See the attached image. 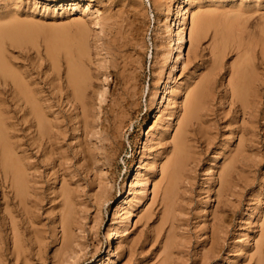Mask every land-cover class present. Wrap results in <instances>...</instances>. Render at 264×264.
<instances>
[{"label": "rangeland", "instance_id": "rangeland-1", "mask_svg": "<svg viewBox=\"0 0 264 264\" xmlns=\"http://www.w3.org/2000/svg\"><path fill=\"white\" fill-rule=\"evenodd\" d=\"M63 1H65V0H48V1L47 0H11V1L10 0H0V38H1L0 39V58H1L2 62L3 61L5 62L7 67H9V69L12 72L15 71L14 73H16V74L18 73L17 74L18 77L24 76L23 78H26V79L28 77H30V78H28V80L31 82L33 80L35 82V83L32 82L33 84L31 83V85H30L31 88H33L37 94L39 93V91H41L38 95L39 97L41 96V98H42L45 95V97L43 99H45L46 97H49L50 101H51V99L53 100L51 102H48V103H52V104L54 103L53 105H54L55 111L53 109H51V111H50V113H51L50 115L53 116V118H52V116H50L51 121H53V122L57 121V123H59L60 118L61 119L63 118L60 121V124L63 125L65 123L63 125L64 130L68 127L67 131L70 133L69 134L65 130L66 131V134H65L66 138L64 137V140H66V141H63L64 147L67 146L66 150H65V148H63V150H64L63 153L66 156L68 153L70 158L68 156L67 157L69 159H72V160H67V161L69 163H71V162L73 163L74 161L75 162L77 161L76 159H73V157H74L73 155H75L73 153H76V150H77V152L80 150V145L78 146L79 147L78 148V147H74V144L77 146L80 143L79 141H82L83 142L82 144L86 145L85 140L87 139L86 135L83 136L84 133L82 132V128H81V125L79 123V120L81 117V111H80L81 108L78 107L79 105H78L76 100H71L72 102H70L69 101L70 97L69 98L66 97L69 94H70L69 96H71V93L73 92V84L69 80V72H70V70H72V68L76 69V76H77V80L79 82V84H78L79 86H77V87L80 88L81 92L83 93L82 98L85 101L87 109H89L91 114H92L91 119L93 120V122L98 121L97 126L100 129H101L100 125H102V122H103L102 121L103 120L102 109H104V108H102V107L103 106L106 107L107 104L110 103L112 97L116 98L117 95L120 94V92H121L120 90L124 86V79L130 80L129 81L130 83L128 82V84H129V86H132L130 88L133 89V91L138 92V91L142 90V91L138 92L139 95L137 97H140V95H141V97L138 99V100H140L139 103H140V107H141V117L140 118H142L143 116H146V119H145V123H144V121H142V124L139 127L140 129L138 128L136 131L137 133H135V134L133 133V135H130V134H132V130H133L131 127L128 129V132L126 131L124 134L122 141L123 142L125 141L123 143V146L124 145L125 146L121 147L120 154L118 156L119 158H117L116 163L113 165V168H114V175L113 176L115 177V182H114L115 184H114V187L112 189V193H113L112 198L108 202L105 203V206L103 207L101 212H99L98 208L95 205H93V202H94L93 199L91 201V203H92L91 205H93V206L90 205V207H88V210H89L88 213L89 214H88V219L86 222L89 224L87 227H88V229L90 228L89 231L91 232L90 233L88 231V234H89L88 238H90V240H88L87 244H86V246L88 248L87 247L84 248L82 250L81 254L79 253L80 258L79 257H73V258H71V259H73L72 261L69 259L70 261L68 260L67 262L65 261L61 264H66V263L67 264L68 263L69 264L70 263L71 264H94V263L97 264L96 262L101 260V258H104V260L107 259L105 261L107 264H110V263L111 264H131V262H132V264H139L140 261H142V263L140 262V264H169L170 261H171L170 264H181V263L182 264H198V263H200V264H259V263L264 264V253H263V251H264V244L263 243L264 242H262V241H264L263 240L264 239V228H263L264 227V218H263L264 217V118H263L264 117V101H263L264 100V36H262V35H264V23H263L264 22V20H263L264 19V17H263L264 16V0H205V1L202 0L200 2H199V0L198 1L193 0L194 2L192 0H172L171 2L169 0H167V2H166V0L165 1L163 0V2H161V3H160V1H162V0H158V1L157 0L156 1L155 0H78V1H81V4H79V5H70L71 3H69V5H65V7H61L60 3ZM89 1L92 2V8H90L91 9L90 11H92V12L87 10V2H89ZM187 1H189L190 3L191 2H193V3L190 4ZM258 2H260V3H258ZM125 3H126V5H125ZM163 3H165L166 6H165V4L163 5ZM188 3L191 6L188 5ZM204 3H206V4H204ZM155 4H156V6H155ZM161 4H162V6H161ZM256 4H258V5H256ZM157 5L159 6V8ZM204 5H207L208 7L207 6L204 7ZM209 5H210V7H209ZM198 6L200 9L198 8ZM215 6H218V7L216 8ZM202 7H204V8H202ZM169 8H171V9H169ZM189 8H190V10H189ZM179 9H180V13L178 14L177 11H179ZM214 9H215V11H214ZM191 10H194V12H192ZM198 10H199L200 14L209 12L211 17H212V21H211V24L208 28L206 37L200 43L195 42L191 46L189 33H190L191 24H192V13L197 14ZM244 10H245V12H244ZM250 10L252 13L250 12ZM166 11H168V12L166 13ZM210 11H212V12H210ZM249 12H250V14H249ZM12 13L14 15H12ZM185 13H186V15H185ZM167 14L169 15V17ZM242 14H245L246 16L245 15L241 16ZM7 15L8 16L11 15L13 17L9 16L8 19L5 18L2 21L1 18L6 17ZM166 15L169 19L166 17ZM96 17L98 18V20ZM219 17L221 20L219 19ZM260 17H261V19H260ZM226 18H228V19H226ZM234 18H235V20H234ZM244 18H245V20L243 21ZM249 18H251V19H249ZM159 19H160V21H158ZM167 19L169 21H166ZM178 19L179 20H182V19L186 20L184 22L182 20V23H184L182 31H179V29H178V27H179V25H177L179 23ZM8 21H9L10 25L7 24ZM219 21H220V23H219ZM253 21H254V23H253ZM17 23H19L20 26ZM86 23H88V24H86ZM11 24H13V26ZM14 24H17V26ZM81 24H82V26H81ZM164 24L169 26V27L165 26ZM224 25H225V27H224ZM3 26H5L6 28ZM218 26H220V27H218ZM1 27H3V28H1ZM8 27L10 30L8 29ZM159 27H161V28H159ZM167 28H168V30H165ZM222 28L224 29L225 32L222 31L223 30ZM225 28H227V30ZM259 30H261V31H259ZM156 31L157 32L160 31L159 33H161V34L157 33ZM166 31H169V32H166ZM178 31L182 35L184 34V36H183V38L185 37L183 39L184 42H180L179 40H177L179 38L178 37V34H179ZM183 31H185V32H183ZM170 32H172V33H170ZM127 34H128V36H127ZM130 34H133V35H130ZM138 34H139L140 38H138ZM168 34H170V36ZM173 36H175V37H173ZM131 37H134V38H131ZM128 38H130V39L128 40ZM230 38H232V39H230ZM258 39H260V40L258 41ZM116 40L118 41V44H117ZM119 41H121V42L124 41L125 44H124V42L121 43ZM169 41L170 42L172 41V43L170 44ZM213 41H215V42H213ZM223 41H224V43H223ZM167 42H168V44H166ZM10 43H11V45H10ZM39 43L41 44V46ZM131 43H133L134 45H132ZM161 43L162 44L164 43L166 46L164 44L162 45ZM180 43H182V44H180ZM227 43H228V45H227ZM111 44H113V45H111ZM94 45H96V46H94ZM114 45H116V46H114ZM121 45H123V46L121 47ZM130 45H132V46H130ZM168 45H169V47H168ZM180 46H181V49H180ZM258 46H260V47H258ZM6 47L8 48V50ZM222 47H223V49H222ZM105 48H107V50ZM23 49H24V51H23ZM138 49H140V50H138ZM247 49H248V51H247ZM26 50H28V51H26ZM29 50H31V52H29ZM96 50H98V52H96ZM99 50L101 51V53ZM110 51L112 53V56H111V53H109ZM113 51H115V52H113ZM116 51H119V52H116ZM159 51L162 52L163 55H161V53ZM167 51H169V52H167ZM171 51L173 53H171ZM190 51H191V53H190ZM13 52L16 55H14ZM40 52H42V53H40ZM169 53H171V55ZM238 53L242 54L244 56H242V55L239 56ZM19 54H20V56H19ZM125 54L127 55V57L125 56ZM5 55H7L8 58H10V59H7L6 58L7 56H5ZM96 55H97V57H96ZM164 55H166V56H164ZM178 56H179V58H178ZM136 57H137V60L139 59L140 61L139 60L137 61ZM159 57L160 58L162 57V58L160 59ZM42 58H43V60L45 58V60L43 61ZM119 58L121 61L119 60ZM124 58H126V59H124ZM177 58H178V60H177ZM23 59H26V60H23ZM113 59L118 60L116 62V64L114 62L116 60L113 61ZM127 59H128V62L130 60L129 63H131L130 64L131 66H132V64H134L135 67H138V68H135L134 65H133V67H131L129 65V63L126 62ZM10 61L12 63H10ZM18 61H19V63H18ZM122 61H124L125 63ZM134 61H135V63H134ZM21 62H22V64H21ZM94 62H95V64L97 63V66L101 65L100 67L98 66L99 68H101L100 74H99V70H98L99 68L94 64ZM118 62H120V63H118ZM137 62H139V63H137ZM140 62H142V63H140ZM248 62H250V64ZM14 63L15 64L17 63V65L15 67H14V65H15ZM98 63H100V64H98ZM157 63H158V65H161V66L156 65ZM43 64H45V65L43 66ZM47 64H48V66H47ZM103 64H106V65H103ZM109 64H110V67H109ZM117 64H120V66L122 65V67L118 66ZM164 64H165V66L162 67ZM255 64H256V66H255ZM20 65L22 68H25L24 71L20 67ZM25 65L32 67V69L30 67H29L30 69H28ZM34 65H36V66H34ZM113 65H115V66H113ZM116 66H117V68H115ZM205 66L209 67V68L207 67L208 70H206ZM216 66H218V67H216ZM257 66H259V67H257ZM34 67H35V69L33 70ZM158 67H161L162 71L160 70V68L158 69ZM256 67H257V69H256ZM47 68H48V71H47ZM51 68H53V69H51ZM132 68H135V70L133 69V71H132L131 70ZM155 68L157 70H155ZM16 69H18V70H16ZM25 70H26V72H25ZM30 70H31V72H29ZM118 70H120V71L118 72ZM122 70H123V72H122ZM238 70H241L245 74L244 89H245V95L247 97V106H246L245 111L241 108V106H236L232 103L233 97L231 95L230 81L232 79H234V77L236 78V76L239 75ZM33 71H35V72L33 73ZM60 71L61 72L63 71V72L61 73ZM104 71L105 72L108 71L107 73L110 72L109 75L108 74L106 75V73ZM113 71H114V73H112ZM154 71H155V73H156V71L158 72V73H156L157 75L154 73ZM3 72H4V69L0 68V77H1L0 78V84H1V86H0V97H3V99H6L5 103L2 105L4 110L7 112V114L5 116L14 115L13 113L15 111H16L17 115L20 116L21 114L18 111L19 110L18 107L22 106L21 105L22 102L17 101V98L15 97L13 91L11 92V89H9V87L5 88V86H3L2 83L4 81V77L6 76V74H4ZM40 72H42L41 75H39ZM160 72H162V73L160 75H158ZM14 73H10V74L8 73V75L6 76L5 79H7V81L11 83L12 82V75L11 74H14ZM21 73H23V74L26 73V77H25V74L23 75ZM30 73L31 74L33 73V75H35V76H33V75L30 76ZM64 73L68 76V78ZM96 73L99 75V78H98ZM103 73H105V74H103ZM123 73H124V75H123ZM136 73H137V75L139 74V77L137 75H135ZM206 73H208V74H206ZM214 73H215V75H214ZM27 74H28V76H27ZM57 74L59 76H57ZM114 74H116L117 76H115ZM199 74H200V76H199ZM60 75H62V76H60ZM103 75H105L104 78H102ZM120 75H122L123 77ZM40 76H42V77H40ZM124 76L126 78H124ZM129 76H131L132 79L134 78L133 81H135L136 78H140V80L138 79V81H140V82L142 81V82L140 83V82L135 81L137 84L136 85L135 82H133ZM211 76L213 77V79ZM35 77H37L38 79ZM100 77H101V79H100ZM121 77L123 78V80ZM156 77H157V79H156ZM193 77H195V78H193ZM161 78H162V80H161ZM97 79H99V80H97ZM115 79L117 82L115 81ZM119 79H120V81H119ZM167 79L170 81H168ZM38 80L40 82H38ZM47 80H48V82H47ZM154 80H155V82H154ZM156 80H159V81H156ZM104 81L108 82V83H105ZM114 81L117 84H115ZM131 81L133 82V84ZM202 81H204V83L206 82L204 84L206 87L203 89L204 93H202V95L200 96L201 101L199 103V108L197 105V109H198L197 116H198V118H196V120H195V122L200 121L199 122L200 124L196 126V130H195L194 134L192 135V137H193L192 142L193 143L192 142L190 143V147L187 150L188 161H187V166L184 165L183 170H182V173H184V175H182L183 180H181L179 182L178 186L175 188V192H176L175 193V195H176L175 196V208H173L174 210L172 211V214L173 213L174 214L176 213V214L175 215L173 214L172 219L175 218L174 223H177L176 224L177 226H175V224H174V226H173L174 228H173L171 223H169L170 221L164 224V222L162 221L164 209L161 211L162 208H161V205H159V203H157L158 201L153 202L155 195L153 192L154 184H152V182L155 183L154 180H157L158 182H160V180H158V179L161 178V172H160L161 171V169H160L161 168V161H162L163 157H164L163 162H165L167 160L165 155L164 156L161 155V157H160V155L157 153L158 147H162V146H159L157 144L158 147L156 149H155V147H156V143L158 142V140L161 136L160 132H162L163 129L164 130L168 129V131L166 132V135L168 133L170 140L174 136L175 131H176L175 130L176 125H177L176 123L178 122L176 118H177V115H179L178 113L181 110V104H182V102H178V101H183L185 99L183 97H186V91H188L189 88H190L189 90H192L191 88L194 89L193 86L194 85L198 86V84ZM36 82H38V83H36ZM41 82L45 85L42 86L43 84ZM118 82H120L119 83L120 85H121V83L123 85H121V87L117 86ZM168 82H171L172 88L174 87L172 90H170L171 92L170 91L165 92L166 87H167V85H165V84H167ZM189 82H192V83H189ZM57 84H58V86H57ZM164 85H165V87H164ZM188 85H190V86H188ZM175 86L177 88H175ZM39 87L40 88L42 87V89H39ZM43 87L44 88L47 87V88L43 89ZM54 87H56V89ZM101 87L103 89L105 88L106 91L103 90ZM112 87L114 89H117V90H115V92H114V89H112ZM178 87H179V89H178ZM61 88L64 90H62ZM136 88H137V90H136ZM153 88H155V89H153ZM1 89L3 91H1ZM175 89H178V90L175 91ZM50 90H51L52 94L50 93ZM153 90H154V92H153ZM159 90H160V92H159ZM215 90H216V93H215ZM45 91L47 92V94ZM54 91H56V92H54ZM61 91H62V94H61ZM64 91L66 94L64 93ZM103 91H105V92H103ZM116 91H118V92H116ZM150 91H151V93H150ZM156 92H157V95H155L156 96L155 97L154 94H156ZM182 92H184V93H182ZM6 93H8L9 95ZM90 93H92V94H90ZM105 93H107V94H105ZM108 93L111 95L108 96ZM112 93L116 94V95L114 96ZM152 93H154V94L152 95ZM101 94H102V96L104 95V97H106V98L101 97ZM227 94L229 97L227 96ZM4 95H6V96H4ZM57 96L60 97V101H59V97L57 98ZM169 96H171V97H169ZM64 97H66V98H64ZM90 97H91V99H90ZM96 97L99 98V100H96L97 99ZM150 97H152V99ZM153 97L156 100H154ZM161 97L163 99L162 100L163 102L161 101ZM172 97H174L175 100ZM181 97H182V99H181ZM10 98H11V100H10ZM65 99H66V101H64ZM261 99H262V101H261ZM106 100H108V101H106ZM57 101H59V102L57 103ZM68 101H69V103H68ZM198 101H199V99H198ZM198 101H197V103H198ZM99 102L101 104H99ZM149 102L151 104L150 107H149L150 104L148 105ZM152 102H153V104H152ZM173 102H175V104ZM211 102H213V103H211ZM261 102H263V103H261ZM64 103H66V104H64ZM167 103H169V104H167ZM17 104H19V105H17ZM57 104H59V105L57 106ZM68 104H70V105H68ZM96 104H97V106H96ZM178 104H179V106H178ZM153 105H154V107H153ZM159 105H160V107H159ZM213 105H215V106H213ZM14 106H15V108H14ZM100 106H101V108H100ZM234 106H236V107H234ZM56 107H58V108H56ZM73 107H74V109H73ZM7 108H9V109L11 108V109L7 110ZM63 108L65 110H63ZM172 108H173V110H171ZM58 109H60V111ZM161 109H162V113H159V110H161ZM75 110H76V114H75ZM149 110L151 111V113ZM174 110H176L177 112ZM214 110H216V111L219 110V111L216 112ZM62 111L64 114L62 113ZM94 111L96 114L94 113ZM97 111L99 113H97ZM163 111H164V113H163ZM237 111H238V113H237ZM53 112H54L55 116L52 114ZM201 112L203 113V115H201L202 114ZM213 112L214 113L216 112V114H214ZM57 113L59 115H57ZM148 113H149V115H148ZM170 113H173V114L176 113L177 115L175 114V116L170 117V115H169ZM219 113H220V115H219ZM60 114H62L63 116L60 117ZM164 114H167V115L164 116ZM208 114H210V115H208ZM247 114H249V116ZM56 115L58 117H56ZM214 115H216V117ZM73 116H75V117H73ZM101 116H102V118H101ZM209 116H211V118L215 117V119L212 118V120H209L210 119ZM220 116H222V117H220ZM94 117H96V118H94ZM161 117H162V119H161ZM167 117L170 120L167 119ZM243 118H244V120H243ZM75 120H77V123L75 122ZM207 120H208V122L209 121L210 122L208 124H205L207 122H204V121H207ZM215 120L218 122L215 123ZM256 120L258 123L256 122ZM18 121L20 122V119ZM69 121H71L72 123L70 124ZM160 121H161V123H160ZM165 121L167 122V124ZM228 121H230V122L228 123ZM10 122L11 121L8 120V123H10ZM96 122H94V123L96 124ZM202 122H204V123H202ZM225 123H226L227 127H226ZM237 123H239V124H237ZM67 124H68V126H66ZM156 124H158V126H156ZM163 124H164V126H163ZM168 125H170L171 127H167ZM217 125H219V126H217ZM98 127L96 128L97 130L99 129ZM151 127H153L152 129H154L155 132L156 131L159 132V133L156 132L155 136L153 135L155 139L158 137L159 138L157 141H154L152 147L149 146V144H150L149 140H150V138L153 137V136H151V132H150ZM73 128L75 130H73ZM160 128H162V129H160ZM253 128L256 129V133H255V130L253 131ZM214 129H216V130L218 129V130L216 131ZM241 129L244 131H242ZM129 130H131V132ZM252 131L254 133H251ZM211 132H213V133L211 134ZM71 133H73V134H71ZM230 133H231V135H230ZM24 134L27 135V133H24ZM244 134H246V135H244ZM256 134H258V135H256ZM78 135H79V137H78ZM135 135H137V136L135 137ZM75 136H77V137H75ZM200 136H202V137L200 138ZM89 137L91 138V139L89 138V141L92 140L93 143H94V141L97 140V138H96L97 135L93 138L91 136H89ZM215 137H217V138H215ZM28 138H29V136H27V139ZM81 138H82V140H81ZM204 138L206 139L207 142L204 141ZM14 139L17 141V137H15ZM69 139H71V140L69 141ZM73 139H75L77 142L75 140L74 141L76 143L73 142ZM83 139H84V141H83ZM242 139L244 140L243 142H242ZM209 140L212 141L213 144L209 145L208 144ZM251 140L254 141L252 148H249L246 145H243V144H250ZM99 142L100 141L97 140V143L95 142L96 144L87 145L86 147H89L90 149L93 148V151L97 152L96 149H99V148L96 147L95 145L100 146ZM134 142H136V143H134ZM218 142H220V143H218ZM197 143H199L198 147H197ZM226 143H229L228 150L223 152L222 154H220L219 152H220L221 147H223ZM233 143H235V144H233ZM145 144H146V146H145ZM167 144H168V146L166 147L167 148L166 153H169V152H171V149H172L170 147L171 146L170 141L167 142ZM230 144H231V146H230ZM195 145H196V147H194ZM199 145H200V147H199ZM201 145H202V147H201ZM144 146L146 147V149ZM168 147L171 149H169ZM203 147L204 148L206 147V148L204 149ZM236 147H238V148H236ZM68 148H69V150H68ZM74 148H76V150ZM141 148L143 150L145 149L144 152H143V150H141ZM233 148H234V150H233ZM255 148H256V150H255ZM72 149H74L73 153H72ZM195 149L197 152L195 151ZM198 149L200 150V152ZM147 150H149V151H147ZM21 151H22V149H20V153H21ZM35 151H37V150L34 149V152ZM131 151L134 153H132ZM153 151H154V154H153ZM256 151L259 154H257ZM226 153H227V156L224 157V154H226ZM254 154H256V155H254ZM151 155L153 156V158H151L152 157ZM234 155H237V156L239 155L238 157H240V158L237 161L238 162L237 165L231 169L232 170V172H231L232 174H231V178H230L231 179V188L229 189L228 194L222 196V203L218 204L217 203L218 201H216V200H217V192H218V189L220 188V181H219L220 180V170H222V168L225 165H229V166L232 165L233 160L237 157ZM154 156L155 157L157 156L159 159L157 157L155 158ZM148 157H150V158H148ZM198 157H199V159H198ZM51 159L53 161V158H51ZM151 159L152 160L155 159L156 161L158 159V163H157L155 168H152L151 164H149L152 161ZM200 159L202 161H200ZM241 159H242V161H241ZM35 160L38 161L37 159L33 158L31 160V162H35ZM131 160H133V162ZM225 160L227 161V163L225 162ZM39 161L43 162V158H39ZM67 161L63 162L66 165V167H70V165H71V167H73V166L75 167V165L77 167H79L82 164L80 161H77L78 162V163L76 162L77 164L74 162L72 165V163L69 164V163H67ZM40 162H37V163H40ZM139 163L143 164L141 166L143 170L141 168L140 169L144 172H146V170H147V172L146 173L143 172V176H145V174H146V177L142 176L143 180L140 183L141 185L140 184L138 185V187H141V188L144 187L145 189H144V191L142 190L140 193L136 194L135 189L137 188V186H134V182H133L134 178L133 177H135L137 169L140 166ZM146 163H148L150 167L148 166V164L146 165ZM195 163H197V164H195ZM217 163H219V164H217ZM123 164H124V166H123ZM194 165H196L197 167ZM144 167H145V169H144ZM192 167L193 168L196 167V168L193 169ZM210 167H212V168H210ZM123 169H124V171H123ZM56 170H57L56 171L57 173L55 174L53 172V173H51L52 174L51 176H49V175L46 176L47 177V178H45L46 183L43 182V184H42L45 188V191L47 190V192H46L47 194H50L51 192L57 193L59 188H60L59 181L61 180L60 179L61 174L64 171H62L60 173L58 168ZM193 170L194 171L196 170V171L193 172ZM248 170H250L251 172ZM73 172L69 170V172H68L69 176H71V175L73 176L74 175ZM148 174H150V175H148ZM104 175H106V174L103 173L102 176H104ZM54 176L59 177L58 182L56 183L57 185L53 183V179L55 178ZM193 177H195V179ZM0 178H2V177L0 176ZM81 178H83V179L80 180V185H79L80 188L78 187V185H74V188H73L74 190L78 188L77 190L82 192L83 189L85 188L84 190H88V192H90L89 194H92V195H94V193H97V194L101 193V188L98 185V183L96 182L97 180L99 181L100 176L98 177V179L96 181L95 180L93 181L95 185L92 183V186H90V180H92V178H93V176L91 174H89V175L84 174L83 176H81ZM123 178L125 181L123 180ZM144 178L148 179V180L150 179V180L147 183H144L145 182ZM245 178H246V180H245ZM187 179H188V181H187ZM85 180H87V181L85 182ZM242 180L244 182H242ZM214 183H216V184H214ZM238 183H240V184H238ZM2 184H3V187L1 186ZM50 184H52L56 188V190H55L56 192H54V187ZM143 184H144V186H143ZM184 186H186V189ZM213 186L215 189L213 188ZM233 186H236V189ZM49 187L53 190H51ZM3 188L5 191L2 190ZM90 188H91V190H90ZM92 188H95V189H92ZM0 189L2 190V191L0 190V223H1L0 224L1 225L0 226V242H1L0 243L1 244L0 245V264H51L52 262L54 264H60L59 255H60V248L62 246V242H61L62 241V239H61L62 232H61V228H59V227L57 228L56 232H54L52 230V227L54 225H53L52 221L50 219H48V218H51L50 210H47V212L45 211V213H44V217H46V218H43L44 221H42V224L44 222V224H43L44 226L42 227V224L38 225L37 229H38V232L40 235L38 234L37 237L36 236L34 237L32 235V233L26 234V233H22V231L20 230L24 236L19 232L18 236L16 238L14 235V231L13 230L11 231L10 221H9V219L7 220V218H6V210H9V208L12 209V204H11V206H9L7 204L10 201L9 195L10 194L12 195L9 183L4 184L3 179H0ZM97 189H98L99 193H98ZM48 190H49V192H48ZM77 190H75V191H77ZM185 190H187V191H185ZM91 191H92V193H91ZM142 192H145V193H142ZM213 192H215V193H213ZM134 195H136V196H134ZM137 197H138V199H140L139 200L140 202L138 201ZM180 197H182V198H180ZM210 197H211V199H210ZM130 198H132L131 203L134 204L132 206L133 209L132 208L130 209L128 207L130 200H131ZM134 198H136L137 200L136 199L134 200ZM3 202H5V203H3ZM137 202H139V204ZM187 202H188L189 206H188ZM119 203L121 205H124L123 206L124 208L122 207L121 211L122 210L123 211L120 212L119 214H117L116 213V210H117L116 207H118V205H120ZM3 204H5V205H3ZM1 206H2V208H1ZM48 206L50 207V204ZM185 206L189 209H187ZM218 206L220 208L217 209ZM49 207H48V209H49ZM155 207H156V209H155ZM177 207L179 209H177ZM90 208H92V209H90ZM148 208H149V210H151L153 212L155 210V213H151V215H153L151 217V219L146 217V213L148 211ZM128 209H129V212L126 211ZM212 209H213V212H215L217 210L218 219H219L217 222V225L219 227L215 231L214 236L212 234L213 229H211L212 225H213V224L211 225V223H214V218H213L214 214H212L213 213L211 211ZM90 210H92L91 214H90ZM218 210L220 212H218ZM225 211H226V213H222ZM141 212H143V213H141ZM251 212H252V215H251ZM115 213H116V215H115ZM4 215H5V217H4ZM127 215L128 216L130 215L129 216L130 218ZM115 216H117L118 219L115 218ZM204 216H206V217H204ZM98 217H101V218H98ZM119 218H122V219H119ZM145 218H147V219H145ZM203 218H204V220H203ZM224 218H226V219H224ZM123 219H125V221ZM181 219H183V220H181ZM47 220H48V222H47ZM120 220H121V222H120ZM40 221H41V219H40ZM122 221H124V222H122ZM259 221H260V223H259ZM145 222H146V224H145ZM148 222H149V224H148ZM117 223H120V224H117ZM155 223H156V225H155ZM112 225H114L116 227V229L119 230L120 232L124 229H127V231H124L123 233L118 234L119 231L117 233V230ZM111 226H112V229H111ZM43 228H45V229H43ZM93 228H95V229L93 230ZM155 228L157 230H159V229H161V230L157 231ZM109 229L111 231L112 230L113 231L110 232ZM151 230L153 232L149 233V231H151ZM58 231H60V232L57 233ZM162 231H163V233H162ZM114 232H116L120 238L114 239L112 241L113 242L112 246L109 249L107 246L108 244L106 243V238H107V235L109 233L116 234ZM155 232H157V233H155ZM158 232H160V233H158ZM171 232H173L172 237H171V234H172ZM124 233H125V235H124ZM153 233H155V234H153ZM182 233H184V234H182ZM149 234L152 237H150ZM30 235H31V238H30ZM138 235H140V236H138ZM163 235L165 236V238ZM175 235H176V237H175ZM200 235H201V237H200ZM153 236H154L155 240L153 239ZM157 237L159 238L158 240H157ZM218 237H219V240H218ZM122 238H123V240H122ZM140 238H141V242H140ZM1 239H2V241H1ZM25 239H27V241H25ZM131 239H134V241ZM130 240H131V242H130ZM182 240L184 242L185 241L186 242L184 243ZM125 241H126V243H125ZM142 241H143V243H142ZM203 241H206V242H203ZM24 242H26V244ZM40 242H42V243H40ZM122 242H123V244H122ZM150 242H151V244H150ZM171 242H172V244H171ZM210 242H211V244H209ZM52 243H53V245H52ZM132 243H134V244L132 245ZM179 243H181V244H179ZM46 244L49 246H47ZM215 244H216V247L218 248L217 249L215 247L216 250L214 248ZM219 244L221 245L220 247H219ZM138 245L141 246V248L140 247L137 248ZM13 246H14V249H13ZM34 246L36 247V249ZM57 246H58V248H57ZM157 246L158 247L163 246L164 248L159 247L160 248L159 249ZM181 246H183V247H181ZM127 247L130 249H133V250H130ZM144 247H145V249H144ZM136 248H137V250H136ZM219 248L221 250L220 252H219ZM116 249H118V250H116ZM146 249H149V251H147ZM151 249L153 251H151ZM161 249H163V250H161ZM18 250H19V253H18ZM58 250H59V252H58ZM24 251H25V253H24ZM84 252H86V253H84ZM136 252L138 253V255ZM170 252H172V253H170ZM216 252H218L217 253L218 255H214ZM34 253H36V255H38L40 253L38 256L39 259L36 255H34ZM120 253H122V254H120ZM142 253H143V255H142ZM168 253H169V255H168ZM212 253H214V254H212ZM26 254H27L28 259L26 257ZM29 254H30V256H29ZM56 254L58 256H56ZM112 254H113V256H112ZM139 254L141 255L140 258H139ZM156 254H158V256ZM219 254H221V255H219ZM31 255L34 259H32ZM40 255H42V256L40 257ZM82 255H84V256H82ZM145 255L147 258L145 257ZM186 255H188V256H186ZM200 255H202V256H200ZM249 255H250V257H249ZM155 256H157V257H155ZM218 256H219V258H216ZM30 257H31V259H29ZM57 257H58V259H57ZM148 257H150V258H148ZM40 258H42V261ZM52 258H53V260H52ZM159 258H160V260H159ZM47 259H49V260H47ZM222 259H223V261H222ZM30 260H32V261H30ZM154 260H155V262H154ZM157 260H159V261H157ZM168 260H169V262H167ZM259 260H260V262H259ZM113 261H114V263H113ZM136 261H137V263H136ZM207 261H208V263H207Z\"/></svg>", "mask_w": 264, "mask_h": 264}, {"label": "bare ground", "instance_id": "bare-ground-1", "mask_svg": "<svg viewBox=\"0 0 264 264\" xmlns=\"http://www.w3.org/2000/svg\"><path fill=\"white\" fill-rule=\"evenodd\" d=\"M11 1V0H10ZM48 1V0H47ZM156 1V0H155ZM158 1V0H157ZM165 1V0H164ZM170 2L172 1V0H169ZM193 1V0H192ZM196 1H198V0H196ZM200 1H202V0H199V2ZM205 1V0H204ZM66 2V3H65ZM161 2H163V0L162 1H160V3ZM166 2H167V0H166ZM165 2V3H166ZM174 2V1H173ZM172 2V3H173ZM187 2H189V1H187ZM194 2V1H193ZM193 2H189L190 4H192ZM220 2V1H219ZM69 3H71L70 5H79V4H81V1H78V0H65V1H63V2H61L60 3V5H61V7H65V5H69ZM95 3V2H94ZM159 3V2H158ZM165 3H163V5L165 4ZM169 3V2H168ZM182 3V2H181ZM188 3V5H190ZM207 3V2H206ZM206 3H204V4H206ZM209 3V2H208ZM258 3H260V2H258ZM212 4V3H211ZM125 5H126V3H125ZM173 5V4H172ZM202 5V4H201ZM256 5H258V4H256ZM155 6H156V4H155ZM158 6V5H157ZM161 6H162V4H161ZM165 6H166V4H165ZM170 6V5H169ZM191 6V5H190ZM205 6H207V5H204V7ZM237 6V5H236ZM75 7V6H74ZM171 7V6H170ZM178 7V6H177ZM204 7H202V8H204ZM208 7V6H207ZM209 7H210V5H209ZM212 7V6H211ZM214 7V6H213ZM216 8L218 7V6H215ZM90 8H92V2H87V10H91ZM157 8V7H156ZM158 8H159V6H158ZM162 8V7H161ZM198 8H199V6H198ZM222 8V7H221ZM60 9V8H59ZM95 9V8H94ZM131 9V8H130ZM139 9V8H138ZM169 9H171V8H169ZM178 9V8H177ZM181 9V8H180ZM180 9H179V11H177L178 12V14L180 13ZM192 9V8H191ZM195 9V8H194ZM200 9V8H199ZM207 9V8H206ZM205 9V10H206ZM97 10V9H96ZM157 10V9H156ZM159 10V9H158ZM162 10V9H161ZM160 10V11H161ZM164 10V9H163ZM168 10V9H167ZM183 10V9H182ZM189 10H190V8H189ZM210 10V9H209ZM218 10V9H217ZM86 11V10H85ZM169 11V10H168ZM168 11H166V13L168 12ZM192 12H194V10H191ZM197 11V10H196ZM195 11V12H196ZM203 11V10H202ZM214 11H215V9H214ZM236 11V10H235ZM239 11V10H238ZM257 11V10H256ZM90 12H92V11H90ZM190 12V11H189ZM204 12V11H203ZM202 12V13H203ZM210 12H212V11H210ZM217 12V11H216ZM219 12V11H218ZM222 12V11H221ZM227 12V11H226ZM242 12V11H241ZM244 12H245V10H244ZM250 12H251V10H250ZM250 12H249V14H250ZM89 13V12H88ZM198 13H199V10H198ZM196 14V13H192V24H191V28H190V45L192 46L195 42H198V43H200L205 37H206V35H207V31H208V28H209V26H210V24H211V21H212V17H211V15H210V13L209 12H206V13H203V14ZM238 13V12H237ZM252 13V12H251ZM11 14V13H10ZM134 14V13H133ZM138 14V13H137ZM162 14V13H161ZM169 14V13H168ZM167 14V15H168ZM214 14V13H213ZM218 14V13H217ZM221 14V13H220ZM246 14V13H245ZM245 14H242L241 16H243V15H245ZM12 15H14L13 13H12ZM167 15H166V17H167ZM185 15H186V13H185ZM216 15V14H215ZM219 15V14H218ZM222 15V14H221ZM10 17H13V16H11V15H9ZM8 15L6 16V17H2L1 18V20L3 21L5 18H7L8 19V17H9ZM179 16V15H178ZM181 16V15H180ZM225 16V15H224ZM228 16V15H227ZM237 16V15H236ZM246 16V15H245ZM250 16V15H249ZM168 17H169V15H168ZM167 17V18H168ZM214 17V16H213ZM216 17V16H215ZM222 17V16H221ZM264 17V16H263ZM32 18V17H31ZM97 18V17H96ZM161 18V17H160ZM191 18V17H190ZM224 18V17H223ZM240 18V17H239ZM255 18V17H254ZM258 18V17H257ZM79 19V18H78ZM169 19V18H168ZM166 20V21H169V20ZM219 19H220V17H219ZM225 19V18H224ZM223 19V20H224ZM226 19H228V18H226ZM241 19V18H240ZM249 19H251V18H249ZM253 19V18H252ZM260 19H261V17H260ZM16 20V19H15ZM97 20H98V18H97ZM183 20V19H182ZM182 20H179L178 19V21H179V23L177 24V25H179V27H178V29H179V31H182V28H183V24L184 23H182ZM221 20V19H220ZM232 20V19H231ZM234 20H235V18H234ZM245 20V18L243 19V21ZM264 20V19H263ZM18 21V20H17ZM20 21V20H19ZM158 21H160V19L158 20ZM184 21H186V20H183V22ZM250 21V20H249ZM33 22V21H32ZM222 22V21H221ZM228 22V21H227ZM241 22V21H240ZM259 22V21H258ZM257 22V23H258ZM141 23V22H140ZM159 23V22H158ZM186 23V22H185ZM219 23H220V21H219ZM224 23V22H223ZM253 23H254V21H253ZM264 23V22H263ZM2 24V23H1ZM8 25H10L9 24V21H8V23H7ZM18 25H19V23H17ZM17 24H14V25H16L17 26ZM86 24H88V23H86ZM132 24V23H131ZM134 24V23H133ZM168 24V23H167ZM227 24V23H226ZM234 24V23H233ZM248 24V23H247ZM7 25V26H8ZM12 26H13V24H11ZM165 25V24H164ZM220 25V24H219ZM236 25V24H235ZM240 25V24H239ZM20 26V25H19ZM81 26H82V24H81ZM89 26V25H88ZM165 26H167V25H165ZM223 26V25H222ZM244 26V25H243ZM246 26V25H245ZM257 26V25H256ZM259 26V25H258ZM3 27H5V26H3ZM3 27H1V28H3ZM11 27V26H10ZM121 27V26H120ZM125 27V26H124ZM163 27V26H162ZM167 27H169V26H167ZM218 27H220V26H218ZM224 27H225V25H224ZM254 27V26H253ZM260 27V26H259ZM6 28V27H5ZM16 28V27H15ZM118 28V27H117ZM159 28H161V27H159ZM165 28V27H164ZM172 28V27H171ZM233 28V27H232ZM243 28V27H242ZM255 28V27H254ZM261 28V27H260ZM8 29H9V27H8ZM36 29V28H35ZM132 29V28H131ZM130 29V30H131ZM223 29V28H222ZM226 30H227V28H225ZM231 29V28H230ZM253 29V28H252ZM10 30V29H9ZM165 30H168V28L167 29H165ZM220 30V29H219ZM218 30V31H219ZM229 30V29H228ZM118 31V30H117ZM133 31V30H132ZM178 31V32H179ZM222 31H224V29L222 30ZM221 31V32H222ZM232 31V30H231ZM242 31V30H241ZM249 31V30H248ZM254 31V30H253ZM259 31H261V30H259ZM90 32V31H89ZM123 32V31H122ZM126 32V31H125ZM130 32V31H129ZM128 32V33H129ZM134 32V31H133ZM132 32V33H133ZM157 32V31H156ZM160 32V31H159ZM159 32H157V33H159ZM166 32H169V31H166ZM165 32V33H166ZM183 32H185V31H183ZM212 32V31H211ZM225 32V31H224ZM120 33V32H119ZM135 33V32H134ZM156 33V34H157ZM170 33H172V32H170ZM214 33V32H213ZM247 33V32H246ZM258 33V32H257ZM123 34V33H122ZM159 34H161V33H159ZM217 34V33H216ZM235 34V33H234ZM28 35V34H27ZM130 35H133V34H130ZM169 36H170V34H168ZM221 35V34H220ZM227 35V34H226ZM225 35V36H226ZM230 35V34H229ZM3 36V35H2ZM127 36H128V34H127ZM183 36H184V34L182 35L180 32H179V34H178V39L177 40H179L180 42H184L183 41V39L185 38H183ZM210 36V35H209ZM234 36V35H233ZM262 36H264V35H262ZM118 37V36H117ZM173 37H175V36H173ZM220 37V36H219ZM222 37V36H221ZM257 37V36H256ZM115 38V37H114ZM131 38H134V37H131ZM138 38H140L139 37V34H138ZM165 38V37H164ZM170 38V37H169ZM172 38V37H171ZM224 38V37H223ZM222 38V39H223ZM259 38V37H258ZM1 39V38H0ZM72 39V38H71ZM85 39V38H84ZM130 38H128V40H129ZM230 39H232V38H230ZM244 39V38H243ZM89 40V39H88ZM170 40V39H169ZM221 40V39H220ZM260 39H258V41H259ZM117 41V40H116ZM126 41V40H125ZM132 41V40H131ZM176 41V40H175ZM240 41V40H239ZM39 42V41H38ZM109 42V41H108ZM119 42H121V41H119ZM124 42V41H123ZM123 42H121V43H123ZM130 42V41H129ZM137 42V41H136ZM170 42V41H169ZM213 42H215V41H213ZM250 42V41H249ZM172 43V41L170 42V44ZM179 43V42H178ZM223 43H224V41H223ZM242 43V42H241ZM40 44V43H39ZM115 44V43H114ZM117 44H118V41H117ZM120 44V43H119ZM124 44H125V42H124ZM128 44V43H127ZM132 45H134L133 43H131ZM140 44V43H139ZM162 44V43H161ZM164 44V43H163ZM162 44V45H163ZM166 44H168V42L166 43ZM180 44H182V43H180ZM245 44V43H244ZM251 44V43H250ZM253 44V43H252ZM10 45H11V43H10ZM98 45V44H97ZM103 45V44H102ZM111 45H113V44H111ZM110 45V46H111ZM132 45H130V46H132ZM160 45V44H159ZM165 45V44H164ZM202 45V44H201ZM227 45H228V43H227ZM13 46V45H12ZM40 46H41V44H40ZM81 46V45H80ZM94 46H96V45H94ZM114 46H116V45H114ZM120 46V45H119ZM123 45H121V47H122ZM128 46V45H127ZM126 46V47H127ZM138 46V45H137ZM158 46V45H157ZM156 46V47H157ZM166 46V45H165ZM164 46V47H165ZM182 46V45H181ZM181 46H180V49H181ZM203 46V45H202ZM222 46V45H221ZM244 46V45H243ZM256 46V45H255ZM91 47V46H90ZM139 47V46H138ZM137 47V48H138ZM168 47H169V45H168ZM179 47V46H178ZM201 47V46H200ZM219 47V46H218ZM217 47V48H218ZM238 47V46H237ZM258 47H260V46H258ZM7 48V47H6ZM37 48V47H36ZM49 48V47H48ZM72 48V47H71ZM75 48V47H74ZM101 48V47H100ZM110 48V47H109ZM112 48V47H111ZM115 48V47H114ZM195 48V47H194ZM228 48V47H227ZM28 49V48H27ZM91 49V48H90ZM103 49V48H102ZM106 50H107V48H105ZM131 49V48H130ZM129 49V50H130ZM142 49V48H141ZM179 49V48H178ZM177 49V50H178ZM193 49V48H192ZM207 49V48H206ZM222 49H223V47H222ZM241 49V48H240ZM7 50H8V48H7ZM49 50V49H48ZM113 50V49H112ZM117 50V49H116ZM125 50V49H124ZM138 50H140V49H138ZM159 50V49H158ZM163 50V49H162ZM169 50V49H168ZM243 50V49H242ZM241 50V51H242ZM250 50V49H249ZM10 51V50H9ZM23 51H24V49H23ZM26 51H28V50H26ZM100 51V50H99ZM128 51V50H127ZM174 51V50H173ZM210 51V50H209ZM247 51H248V49H247ZM29 52H31V50H29ZM38 52V51H37ZM96 52H98V50H96ZM113 52H115V51H113ZM116 52H119V51H116ZM121 52V51H120ZM124 52V51H123ZM133 52V51H132ZM160 52V51H159ZM164 52V51H163ZM167 52H169V51H167ZM223 52V51H222ZM238 52V51H237ZM252 52V51H251ZM11 53V52H10ZM14 53V52H13ZM21 53V52H20ZM28 53V52H27ZM40 53H42V52H40ZM100 53H101V51H100ZM107 53V52H106ZM109 53H111V51L109 52ZM157 53V52H156ZM161 53V55H163L162 54V52H160ZM171 53H173L172 51H171ZM171 53H169L170 55H171ZM181 53V52H180ZM190 53H191V51H190ZM213 53V52H212ZM221 53V52H220ZM61 54V53H60ZM59 54V55H60ZM119 54V53H118ZM122 54V53H121ZM130 54V53H129ZM165 54V53H164ZM224 54V53H223ZM226 54V53H225ZM239 54V53H238ZM14 55H16L15 53H14ZM91 55V54H90ZM134 55V54H133ZM141 55V54H140ZM160 55V54H159ZM219 55V54H218ZM240 55H242V54H239V56ZM5 56H7V55H5ZM19 56H20V54H19ZM23 56V55H22ZM30 56V55H29ZM111 56H112V53H111ZM125 56L127 57V55L125 54ZM130 56V55H129ZM164 56H166V55H164ZM180 56V55H179ZM179 56H178V58H179ZM216 56V55H215ZM242 56H244V55H242ZM42 57V56H41ZM96 57H97V55H96ZM109 57V56H108ZM135 57V56H134ZM139 57V56H138ZM7 59H10V58H8V56L6 57ZM20 58V57H19ZM22 58V57H21ZM116 58V57H115ZM141 58V57H140ZM160 58V57H159ZM162 58V57H161ZM160 58V59H161ZM170 58V57H169ZM178 58H177V60H178ZM238 58V57H237ZM124 59H126V58H124ZM135 59V58H134ZM214 59V58H213ZM252 59V58H251ZM22 60V59H21ZM23 60H26V59H23ZM42 60H43V58H42ZM44 60H45V58H44ZM43 60V61H44ZM60 60V59H59ZM112 60V59H111ZM114 60H116V61H114ZM119 60H120V58H119ZM133 60V59H132ZM136 60H137V57H136ZM139 60V59H138ZM137 60V61H138ZM158 60V59H157ZM166 60V59H165ZM236 60V59H235ZM245 60V59H244ZM248 60V59H247ZM39 61V60H38ZM98 61V60H97ZM104 61V60H103ZM108 61V60H107ZM110 61V60H109ZM113 61L115 62V64H116V62L118 61L117 59H113ZM121 61V60H120ZM140 61V60H139ZM218 61V60H217ZM16 62V61H15ZM24 62V61H23ZM31 62V61H30ZM63 62V61H62ZM61 62V63H62ZM113 62V63H114ZM122 62H124V61H122ZM126 62H128V59H127V61ZM129 62H130V60H129ZM128 62V63H129ZM166 62V61H165ZM178 62V61H177ZM10 63H12L11 61H10ZM18 63H19V61H18ZM27 63V62H26ZM49 63V62H48ZM60 63V62H59ZM105 63V62H104ZM118 63H120V62H118ZM125 63V62H124ZM133 63V62H132ZM134 63H135V61H134ZM137 63H139V62H137ZM136 63V64H137ZM140 63H142V62H140ZM167 63V62H166ZM220 63V62H219ZM249 64H250V62H248ZM15 64V63H14ZM21 64H22V62H21ZM28 64V63H27ZM94 64H95V62H94ZM98 64H100V63H98ZM108 64V63H107ZM131 63H129V65H130ZM13 65V64H12ZM17 65V63L14 65V67ZM29 65V64H28ZM33 65V64H32ZM31 65V66H32ZM45 64H43V66H44ZM60 65V64H59ZM96 66H97V63L95 64ZM103 65H106V64H103ZM118 66H120V64H117ZM133 65L134 64H132V66L131 67H133ZM143 65V64H142ZM156 65H158V63L156 64ZM258 65V64H257ZM23 66V65H22ZM26 66V65H25ZM34 66H36V65H34ZM47 66H48V64H47ZM91 66V65H90ZM89 66V67H90ZM99 67L101 66V65H98ZM97 66V67H98ZM113 66H115V65H113ZM141 66V65H140ZM139 66V67H140ZM158 66H161V65H158ZM165 66V64L162 66V67H164ZM255 66H256V64H255ZM254 66V67H255ZM20 67H21V65H20ZM24 67V66H23ZM28 69H32V67H30V66H26ZM30 67V68H29ZM63 67V66H62ZM98 67V68H99ZM103 67V66H102ZM108 67V66H107ZM109 67H110V64H109ZM108 67V68H109ZM120 67H122V65L120 66ZM134 67H135V65H134ZM206 67V66H205ZM208 67V66H207ZM207 67H206V70H208L207 69ZM216 67H218V66H216ZM257 67H259V66H257ZM257 67H256V69H257ZM0 68H2V69H4V74H6V76L8 75V73L10 74V73H14V72H12L10 69H9V67H7V65L5 64V62L3 61H1V58H0ZM18 68V67H17ZM22 68V67H21ZM38 68V67H37ZM46 68V67H45ZM115 68H117V66L115 67ZM127 68V67H126ZM125 68V69H126ZM135 68H138V67H135ZM135 68H132L131 70L133 71V69L135 70ZM141 68V67H140ZM160 68V70H161V67H158V69ZM209 68V67H208ZM23 69V71H24V69L25 68H22ZM35 69V67L33 68V70ZM42 69V68H41ZM51 69H53V68H51ZM65 69V68H64ZM91 69V68H90ZM100 69L101 68H99L98 70H99V74H100ZM106 69V68H105ZM215 69V68H214ZM217 69V68H216ZM254 69V68H253ZM16 70H18V69H16ZM20 70V69H19ZM39 70V69H38ZM63 70V69H62ZM127 70V69H126ZM129 70V69H128ZM137 70V69H136ZM155 70H157L156 68H155ZM37 71V70H36ZM43 71V70H42ZM47 71H48V68H47ZM50 71V70H49ZM117 71V70H116ZM120 70H118V72H119ZM139 71V70H138ZM162 71V70H161ZM25 72H26V70H25ZM29 72H31V70L29 71ZM35 71H33V73H34ZM39 72V71H38ZM51 72V71H50ZM61 72V71H60ZM63 72V71H62ZM61 72V73H62ZM65 72V71H64ZM105 72V71H104ZM108 71H106L105 73H106V75L108 74L109 75V73H107ZM122 72H123V70H122ZM125 72V71H124ZM140 72V71H139ZM138 72V73H139ZM153 72V71H152ZM205 72V71H204ZM207 72V71H206ZM210 72V71H209ZM218 72V71H217ZM248 72V71H247ZM261 72V71H260ZM33 73L31 74L30 73V76L31 75H33ZM41 73L42 72H40V74L39 75H41ZM68 73V72H67ZM92 73V72H91ZM98 73V72H97ZM96 73V74H97ZM105 73H103V74H105ZM112 73H114V71L112 72ZM154 73H155V71H154ZM156 73H158L157 71H156ZM155 73V74H156ZM162 72H160L158 75H160ZM234 73V72H233ZM238 73H239V75L238 76H236V78L234 77V79H232L231 81H230V86H231V95H232V97H233V101H232V103L234 104V105H236V106H241V108L245 111L246 110V106H247V97H246V95H245V89H244V86H245V84H244V78H245V74L241 71V70H238ZM250 73V72H249ZM18 74V73H17ZM17 74L16 73H14V74H11L12 75V82L10 83V82H8L7 81V79H5L6 78V76L4 77V81H3V86H5V88L6 87H9V89H11V92L13 91V93H14V95H15V97L17 98V101L18 102H22V106L21 107H18V111H19V113L21 114L20 116L19 115H17V113H16V111L13 113L14 115H10V116H5L6 114H7V112L4 110V108L2 107V105L5 103V101H6V99H3V97H0V176L2 177V178H0V179H3V183L4 184H6V183H9V185H10V190H11V193H12V195L10 194L9 196V199H10V201L7 203L9 206H11V204H12V209H10L9 208V210H6V218H7V220L9 219V221H10V224H11V231L13 230L14 231V235H15V237L17 238V236H18V233L20 232L21 233V231H22V233H32V235L35 237H37L38 236V234H39V232H38V225H40V224H42V221H44L43 220V218H46V217H44V213H45V211L47 212V210H50V212H51V218H48V219H50L51 221H52V223H53V227H52V230L54 231V232H56V230H57V228L59 227V228H61V232H62V236H61V239H62V246H61V248H60V255H59V262H60V264L61 263H63V262H67L69 259L72 261L73 259H71V258H73V257H79V253L81 254V252H82V250L84 249V248H86L87 246H86V244H87V241L88 240H90V238H88L89 237V234H88V231H89V229H88V223L86 222L87 221V219H88V207H90V205L92 204L91 203V201H92V199L94 200V202H93V205H95L97 208H98V211L99 212H101V210L103 209V207L105 206V203L106 202H108L111 198H112V195H113V193H112V189H113V187H114V182H115V177L113 176L114 175V168H113V165L116 163V161H117V158H119L118 156H119V154H120V150H121V147L123 146V143L125 142H123L122 141V139H123V137H124V134H125V132L127 131L128 132V129L129 128H131L132 127V134H130V135H133V133L135 134V133H137L136 131H137V129L141 126V124H142V121H144V123H145V119H146V116H143L142 118H140L141 117V107H140V103H139V101L140 100H138L140 97H141V95H140V97H137L139 94H138V92H140V91H142V90H140V91H133V89H131L130 87H132V86H129V84H128V82L130 81V80H125L124 79V86L122 87V89L120 90L121 92H120V94L119 95H117V97L115 98H113L112 97V99H111V101H110V103L109 104H107V106L106 107H102V108H104V109H102V112H103V122H102V125H100L101 126V129L97 126V122L96 121H94V122H96V124L93 122V120L91 119L92 118V114H91V112H90V110L89 109H87V106H86V104H85V101L83 100V98H82V96H83V93L81 92V90H80V88H78L77 86H79L78 84H79V82H78V80H77V76H76V69L75 68H72V70H70V72H69V80L72 82V84H73V92L71 93V96H69V95H67L66 97L67 98H69V101L70 102H72L71 100H76L77 101V103H78V107H80L81 108V117H80V120H79V123H80V125H81V128H82V132L84 133L83 134V136L84 135H86V137H87V139L85 140L86 142V145H84V144H82L83 142L82 141H79L80 143L76 146L75 144H74V147H78L79 145H80V150L77 152V150H76V148H74L75 150H76V153H73V150L74 149H72V153L73 154H75V155H71L72 157H73V159H76L77 161H80L82 164L79 166V167H77L76 165H75V167L73 166V167H71V165H70V167H66V165L63 163V162H66L67 160H72V159H69L70 157H69V154L67 153V156L69 157H67L66 155H64V153H63V148H65V150H66V147H64V142L63 141H66V140H64V137L66 138V136H65V134H66V131L68 130L67 128L64 130V127H63V125L65 124H63V125H61L60 124V121L63 119H61L60 118V120H59V123H57V121L56 122H53V121H51V118H50V116H52V115H50L51 113H50V111H51V109H53L54 110V103L52 104V103H48V102H51V101H53L52 99H51V101L49 100L50 98L49 97H46L45 99H43L44 97H45V95H44V97H42L41 98V96L39 97L38 95H39V93L41 92V91H39V93L37 94L36 93V91L33 89V88H31V83L32 82H34L33 80H32V82L31 81H29L28 80V78H30V77H28L27 79L26 78H23L24 76H21V77H18L17 76ZM21 74H23V73H21ZM25 74V77H26V73H24ZM23 74V75H24ZM45 74V73H44ZM65 74V73H64ZM94 74V73H93ZM129 74V73H128ZM132 74V73H131ZM134 74V73H133ZM204 74V73H203ZM206 74H208V73H206ZM211 74V73H210ZM66 75V74H65ZM115 76H117L116 74H114ZM113 75V76H114ZM123 75H124V73H123ZM135 75H137V73L135 74ZM134 75V76H135ZM157 75V74H156ZM170 75V74H169ZM197 75V74H196ZM214 75H215V73H214ZM213 75V76H214ZM217 75V74H216ZM251 75V74H250ZM261 75V74H260ZM17 76V77H16ZM27 76H28V74H27ZM33 76H35V75H33ZM43 76V75H42ZM42 76H40V77H42ZM57 76H59L58 74H57ZM60 76H62V75H60ZM67 76V75H66ZM97 76H98V78H99V75L97 74ZM104 76L105 75H103V77L102 78H104ZM112 76V75H111ZM110 76V77H111ZM120 76H122V75H120ZM126 76V75H125ZM124 76V78H126ZM138 77H139V74L137 75ZM155 76V75H154ZM199 76H200V74H199ZM198 76V77H199ZM207 76V75H206ZM38 77V76H37ZM37 77H35V78H37ZM55 77V76H54ZM65 77V76H64ZM123 77V76H122ZM121 77V78H122ZM130 78H131V76H129ZM160 77V76H159ZM203 77V76H202ZM209 77V76H208ZM212 77V76H211ZM225 77V76H224ZM263 77V76H262ZM1 78V77H0ZM32 78V77H31ZM44 78V77H43ZM47 78V77H46ZM61 78V77H60ZM67 78H68V76H67ZM108 78V77H107ZM119 78V77H118ZM142 78V77H141ZM193 78H195V77H193ZM201 78V77H200ZM207 78V77H206ZM38 79V78H37ZM50 79V78H49ZM100 79H101V77H100ZM114 79V78H113ZM132 79V78H131ZM134 79V78H133ZM133 79H132V81H133ZM137 79V80H136ZM135 79V81L136 82H140V81H138V79L140 80V78H136ZM156 79H157V77H156ZM199 79V78H198ZM210 79V78H209ZM212 79H213V77H212ZM259 79V78H258ZM40 80V79H39ZM38 80V82H40ZM55 80V79H54ZM62 80V79H61ZM66 80V79H65ZM97 80H99V79H97ZM122 80H123V78H122ZM161 80H162V78H161ZM168 80V79H167ZM196 80V79H195ZM203 80V79H202ZM29 81V82H28ZM42 81V80H41ZM64 81V80H63ZM102 81V80H101ZM115 81H116V79H115ZM115 81H114V83H115ZM119 81H120V79H119ZM131 81V82H132ZM135 81H133V82H135ZM156 81H159V80H156ZM168 81H170V80H168ZM173 81V80H172ZM171 81V82H172ZM250 81V80H249ZM38 82H36V83H38ZM44 82V81H43ZM47 82H48V80H47ZM46 82V83H47ZM105 82V81H104ZM117 82V81H116ZM122 82V81H121ZM133 82H132V84H133ZM136 82H135V84H136ZM142 82V81H141ZM140 82V83H141ZM154 82H155V80H154ZM162 82V81H161ZM171 82H168L167 84H165V85H167V87H166V91L165 92H169L170 90H172L173 88H172V84H171ZM194 82V81H193ZM197 82V81H196ZM35 83V82H34ZM42 83V82H41ZM59 83V82H58ZM65 83V82H64ZM81 83V82H80ZM93 83V82H92ZM105 83H108V82H105ZM120 82H118V85L117 86H120L121 87V85H123L122 83H121V85L119 84ZM130 83V82H129ZM159 83V82H158ZM188 83V82H187ZM189 83H192V82H189ZM206 83V82H205ZM204 81H202V82H200L199 84H198V86H193L194 87V89L193 88H191L192 90H189L188 89V91H186V97H183V98H185L183 101H178V102H182V104H181V110H180V112L178 113L179 115H177L176 113V115H177V125H176V131H175V134H174V136L171 138V140H170V137L168 136V133H167V135H166V132L168 131V129H166V130H162V132H160V134H161V136H160V138H159V140H158V138H154V136H155V133L157 132H155L154 131V129H152L153 127H151V129H150V132H151V136H153L152 138H150V144H149V146L150 147H152L153 146V143H154V141H157L158 140V142L156 143V147H155V149L158 147L157 146V144L159 145V146H162V147H158V154L160 155V157H161V155L162 156H166V158H167V160L165 161V162H163V159H164V157H163V159H162V161H161V178L160 179H158V180H160V182H158L157 180H154V182L155 183H153L152 182V184H154V190H153V192H154V195H155V198H154V200H153V202L154 201H158L157 203H159V205H161V211L164 209V212H163V218H162V221L164 222V224L165 223H167V222H169V223H171V225H172V227L174 226V224H175V226H177L176 224L177 223H174V221H175V218L174 219H172L173 218V214H172V211L174 210L173 208H175V188L178 186V184H179V182L181 181V180H183V177H182V175H184V173H182V170H183V167H184V165H186L187 166V161H188V157H187V150H188V148L190 147V143L192 142V139H193V137H192V135L194 134V132H195V130H196V126L197 125H199L200 123V121L199 122H195V120H196V118H198V116H197V113H198V109H197V105H198V108H199V103H200V101H201V98H200V96L202 95V93H204V91H203V89L206 87L204 84ZM33 84V83H32ZM43 84V83H42ZM50 84V83H49ZM70 84V83H69ZM71 84V85H72ZM91 84V83H90ZM113 84V83H112ZM115 84H117V83H115ZM154 84V83H153ZM152 84V85H153ZM196 84V83H195ZM257 84V83H256ZM255 84V85H256ZM45 84H43L42 86H44ZM95 85V84H94ZM97 85V84H96ZM102 85V84H101ZM100 85V86H101ZM105 85V84H104ZM107 85V84H106ZM137 85V84H136ZM141 85V84H140ZM165 85H164V87H165ZM0 86H1V84H0ZM57 86H58V84H57ZM93 86V85H92ZM103 86V85H102ZM151 86V85H150ZM188 86H190V85H188ZM50 87V86H49ZM48 87V88H49ZM60 87V86H59ZM97 87V86H96ZM95 87V88H96ZM104 87V86H103ZM109 87V86H108ZM114 87V86H113ZM112 87V89H114ZM119 87V88H120ZM153 87V86H152ZM151 87V88H152ZM157 87V86H156ZM47 88V87H46ZM46 88H44L43 87V89H46ZM55 89H56V87H54ZM63 88V87H62ZM61 88V89H62ZM102 88V87H101ZM100 88V89H101ZM118 88V87H117ZM139 88V87H138ZM175 88H177L176 86H175ZM184 88V87H183ZM39 89H42V87L40 88L39 87ZM38 89V90H39ZM103 89V88H102ZM153 89H155V88H153ZM165 89V88H164ZM178 89H179V87H178ZM178 89H175V91L176 90H178ZM186 89V88H185ZM62 90H64V89H62ZM98 90V89H97ZM103 90H105V88L103 89ZM109 90V89H108ZM115 90H117V89H114V92H115ZM135 90V89H134ZM136 90H137V88H136ZM157 90V89H156ZM162 90V89H161ZM254 90V89H253ZM1 91H3L2 89H1ZM53 91V90H52ZM59 91V90H58ZM101 91V90H100ZM106 91V90H105ZM105 91H103V92H105ZM144 91V90H143ZM174 91V90H173ZM184 91V90H183ZM230 91V90H229ZM7 92V91H6ZM38 92V91H37ZM46 92V91H45ZM54 92H56V91H54ZM113 92V93H114ZM116 92H118V91H116ZM153 92H154V90H153ZM159 92H160V90H159ZM162 92V91H161ZM171 92V91H170ZM249 92V91H248ZM44 93V92H43ZM50 93H51V90H50ZM60 93V92H59ZM64 93H65V91H64ZM94 93V92H93ZM100 93V92H99ZM110 93V92H109ZM108 93V96L109 95H111V94H109ZM112 93V94H113ZM142 93V92H141ZM150 93H151V91H150ZM149 93V94H150ZM182 93H184V92H182ZM215 93H216V90H215ZM6 94H8V93H6ZM46 94H47V92H46ZM52 94V93H51ZM61 94H62V91H61ZM66 94V93H65ZM90 94H92V93H90ZM104 94V93H103ZM105 94H107V93H105ZM154 93H152V95H153ZM162 94V93H161ZM164 94V93H163ZM166 94V93H165ZM230 94V93H229ZM263 94V93H262ZM9 95V94H8ZM49 95V94H48ZM54 95V94H53ZM97 95V94H96ZM100 95V94H99ZM98 95V96H99ZM114 96L116 95V94H113ZM155 95H157V92H156V94H154V96ZM181 95V94H180ZM204 95V94H203ZM4 96H6V95H4ZM56 96V95H55ZM62 96V95H61ZM92 96V95H91ZM143 96V95H142ZM165 96V95H164ZM172 96V95H171ZM171 96H169V97H171ZM216 96V95H215ZM227 96H228V94H227ZM226 96V97H227ZM263 96V95H262ZM59 96H57V98H58ZM66 97H64V98H66ZM101 97H104V95L102 96V94H101ZM156 97V96H155ZM167 97V96H166ZM229 97V96H228ZM9 98V97H8ZM93 98V97H92ZM97 98V97H96ZM104 98H106V97H104ZM151 99H152V97H150ZM164 98V97H163ZM173 99H174V97H172ZM222 98V97H221ZM54 99V98H53ZM90 99H91V97H90ZM153 99H154V97H153ZM181 99H182V97H181ZM198 99H199V101H198ZM10 100H11V98H10ZM9 100V101H10ZM48 100V101H47ZM56 100V99H55ZM96 100H99V98H97ZM102 100V99H101ZM100 100V101H101ZM110 100V99H109ZM149 100V99H148ZM154 100H156V99H154ZM163 99H162V97H161V101H162ZM170 100V99H169ZM175 100V99H174ZM177 100V99H176ZM230 100V99H229ZM251 100V99H250ZM59 101H60V97H59ZM59 101H57V103L59 102ZM64 101H66V99L64 100ZM69 101H68V103H69ZM93 101V100H92ZM106 101H108V100H106ZM159 101V100H158ZM157 101V102H158ZM197 101H198V103H197ZM261 101H262V99H261ZM264 101V100H263ZM63 102V101H62ZM97 102V101H96ZM163 102V101H162ZM260 102V101H259ZM11 103V102H10ZM13 103V102H12ZM56 103V102H55ZM105 103V102H104ZM142 103V102H141ZM174 104H175V102H173ZM211 103H213V102H211ZM239 103V104H238ZM261 103H263V102H261ZM260 103V104H261ZM7 104V103H6ZM16 104V103H15ZM61 104V103H60ZM64 104H66V103H64ZM71 104V103H70ZM70 104H68V105H70ZM99 104H101L100 102H99ZM150 104V102L148 103V105ZM152 104H153V102H152ZM157 104V103H156ZM160 104V103H159ZM167 104H169V103H167ZM8 105V104H7ZM14 105V104H13ZM17 105H19V104H17ZM59 104H57V106H58ZM72 105V104H71ZM155 105V104H154ZM154 105H153V107H154ZM16 106V105H15ZM15 106H14V108H15ZM96 106H97V104H96ZM151 106V104L149 105V107ZM172 106V105H171ZM178 106H179V104H178ZM213 106H215V105H213ZM236 106H234V107H236ZM7 107V106H6ZM60 107V106H59ZM77 107V108H78ZM159 107H160V105H159ZM168 107V106H167ZM174 107V106H173ZM212 107V106H211ZM233 107V106H232ZM56 108H58V107H56ZM72 108V107H71ZM94 108V107H93ZM96 108V107H95ZM100 108H101V106H100ZM147 108V107H146ZM163 108V107H162ZM175 108V107H174ZM177 108V107H176ZM216 108V107H215ZM11 109V108H10ZM9 108H7V110H10ZM73 109H74V107H73ZM145 109V108H144ZM166 109V108H165ZM222 109V108H221ZM59 111H60V109H58ZM63 110H65L64 108H63ZM68 110V109H67ZM100 110V109H99ZM153 110V109H152ZM170 110V109H169ZM171 110H173V108L171 109ZM170 110V111H171ZM177 110V109H176ZM176 110H174V111H176ZM204 110V109H203ZM55 111V110H54ZM57 111V110H56ZM58 111V112H59ZM74 111V110H73ZM146 111V110H145ZM144 111V112H145ZM150 111V110H149ZM210 111V110H209ZM212 111V110H211ZM214 111H216V110H214ZM217 111H219V110H217ZM216 111V112H217ZM225 111V110H224ZM9 112V111H8ZM12 112V111H11ZM153 112V111H152ZM167 112V111H166ZM177 112V111H176ZM216 112L214 113V114H216ZM62 113H63V111H62ZM66 113V112H65ZM94 113H95V111H94ZM97 113H99L98 111H97ZM150 113H151V111H150ZM159 113H162V109L161 110H159ZM163 113H164V111H163ZM202 113V112H201ZM212 113V114H213ZM237 113H238V111H237ZM256 113V112H255ZM10 114V113H9ZM54 116H55V114H54V112L52 113ZM64 114V113H63ZM75 114H76V110H75ZM74 114V115H75ZM96 114V113H95ZM144 114V113H143ZM142 114V115H143ZM175 114H173V113H170L169 115H170V117L171 116H175ZM218 114V113H217ZM57 115H59L58 113H57ZM56 115V117H58ZM98 115V114H97ZM148 115H149V113H148ZM165 115H167V114H164V116ZM201 115H203V113L201 114ZM208 115H210V114H208ZM207 115V116H208ZM219 115H220V113H219ZM248 116H249V114H247ZM61 116H63L62 114H60V117ZM80 116V115H79ZM200 116V115H199ZM215 117H216V115H214ZM239 116V115H238ZM245 116V115H244ZM65 117V116H64ZM73 117H75V116H73ZM100 117V116H99ZM163 117V116H162ZM162 117H161V119H162ZM210 117V119L209 120H212V118L213 119H215V117H212L211 118V116H209ZM220 117H222V116H220ZM246 117V116H245ZM52 118H53V116H52ZM94 118H96V117H94ZM101 118H102V116H101ZM151 118V117H150ZM166 118V117H165ZM201 118V117H200ZM227 118V117H226ZM229 118V117H228ZM238 118V117H237ZM264 118V117H263ZM20 119V122L18 121ZM72 119V118H71ZM70 119V120H71ZM167 119H169L168 117H167ZM236 119V118H235ZM8 120H10L11 122L10 123H8ZM65 120V119H64ZM74 120V119H73ZM100 120V119H99ZM157 120V119H156ZM170 120V119H169ZM173 120V119H172ZM200 120V119H199ZM230 120V119H229ZM243 120H244V118H243ZM214 121V120H213ZM249 121V120H248ZM70 122V124L72 123L71 121H69ZM68 122V123H69ZM75 122L77 123V120H75ZM166 122V121H165ZM172 122V121H171ZM204 122H207V123H205V124H208L209 122H208V120L207 121H204ZM204 122H202V123H204ZM218 121H216L215 120V123H217ZM222 122V121H221ZM224 122V121H223ZM227 122V121H226ZM230 121H228V123H229ZM256 122H257V120H256ZM67 123V122H66ZM74 123V122H73ZM143 123V124H144ZM160 123H161V121H160ZM164 123V122H163ZM212 123V122H211ZM258 123V122H257ZM99 124V123H98ZM165 124V123H164ZM164 124H163V126H164ZM166 124H167V122H166ZM173 124V123H172ZM231 124V123H230ZM233 124V123H232ZM237 124H239V123H237ZM248 124V123H247ZM152 125V124H151ZM161 125V124H160ZM159 125V126H160ZM213 125V124H212ZM225 125H226V123H225ZM229 125V124H228ZM66 126H68V124L66 125ZM77 126V125H76ZM156 126H158V124H156ZM155 126V127H156ZM162 126V127H163ZM173 126V125H172ZM207 126V125H206ZM217 126H219V125H217ZM240 126V125H239ZM73 127V126H72ZM71 127V128H72ZM75 127V126H74ZM99 128L98 130L96 129V128ZM144 127V126H143ZM142 127V128H143ZM167 127H171L170 125H168ZM215 127V126H214ZM226 127H227V125H226ZM243 127V126H242ZM164 128V127H163ZM213 128V127H212ZM140 129V128H139ZM160 129H162V128H160ZM171 129V128H170ZM174 129V128H173ZM172 129V130H173ZM208 129V128H207ZM219 129V128H218ZM217 129V130H218ZM11 130V131H10ZM73 130H75L74 128H73ZM78 130V129H77ZM214 130H216V129H214ZM216 130V131H217ZM242 130V129H241ZM255 130V133H256V129L255 128H253V131ZM71 131V130H70ZM130 132H131V130H129ZM160 131V130H159ZM203 131V130H202ZM208 131V130H207ZM242 131H244V130H242ZM241 131V132H242ZM251 132V133H254V132ZM68 132V131H67ZM72 132V131H71ZM75 132V131H74ZM78 132V131H77ZM149 132V133H150ZM24 133H27V135L26 134H24ZM69 133V132H68ZM80 133V132H79ZM139 133V132H138ZM141 133V132H140ZM148 133V134H149ZM157 133H159V132H157ZM213 132H211V134H212ZM245 133V132H244ZM258 133V132H257ZM70 134V133H69ZM71 134H73V133H71ZM208 134V133H207ZM235 134V133H234ZM17 137V141L14 139L15 137ZM77 135V134H76ZM97 135V140H99L100 142V146H97V145H95L96 147H98L99 149H96L97 150V152L96 151H93V148L92 149H90L89 147H86L87 145H94V144H96L97 143V140L96 141H94V143L92 142V140H90L89 141V136H91L92 138L93 137H95ZM139 135V134H138ZM158 135V134H157ZM225 135V134H224ZM229 135V134H228ZM230 135H231V133H230ZM240 135V134H239ZM244 135H246V134H244ZM256 135H258V134H256ZM27 136H29V138L27 139ZM137 135H135V137H136ZM148 136V135H147ZM211 136V135H210ZM226 136V135H225ZM69 137V136H68ZM75 137H77V136H75ZM78 137H79V135H78ZM82 137V136H81ZM140 137V136H139ZM199 137V136H198ZM202 136H200V138H201ZM73 138V137H72ZM95 138V139H96ZM133 138V137H132ZM197 138V137H196ZM199 138V139H200ZM214 138V137H213ZM215 138H217V137H215ZM239 138V137H238ZM14 139V140H13ZM76 139V138H75ZM75 139H73V142H75L76 140ZM91 139V138H90ZM210 139V138H209ZM247 139V138H246ZM71 139H69V141H70ZM75 140V141H74ZM78 140V139H77ZM81 140H82V138H81ZM136 140V139H135ZM196 140V139H195ZM218 140V139H217ZM216 140V141H217ZM235 140V139H234ZM83 141H84V139H83ZM170 141V144H171V148H169V149H171V152H169V153H166V150H167V146H168V144H167V142H169ZM204 141H206V139L204 138ZM244 140L242 139V142H243ZM68 142V141H67ZM72 142V141H71ZM72 142V143H73ZM77 142V141H76ZM75 142V143H76ZM96 142V143H95ZM138 142V141H137ZM146 142V141H145ZM172 142V143H171ZM207 142V141H206ZM221 142V141H220ZM220 142H218V143H220ZM224 142V141H223ZM247 142V141H246ZM66 143V142H65ZM134 143H136V142H134ZM147 143V142H146ZM193 143V142H192ZM203 143V142H202ZM201 143V144H202ZM256 143V142H255ZM139 144V143H138ZM198 144L199 143H197V147H198ZM207 144V143H206ZM208 144L209 145H211V144H213L212 143V141H208ZM233 144H235V143H233ZM253 144H254V141H252L251 140V142H250V144H243V145H246L247 147H249V148H252L253 147ZM135 145V144H134ZM143 145V144H142ZM203 145V144H202ZM202 145H201V147H202ZM220 145V144H219ZM223 145V144H222ZM125 146V145H124ZM123 146V147H124ZM130 146V145H129ZM140 146V145H139ZM145 146H146V144H145ZM144 146V147H145ZM155 146V145H154ZM192 146V145H191ZM204 146V145H203ZM218 146V145H217ZM230 146H231V144H230ZM234 146V145H233ZM236 146V145H235ZM69 147V146H68ZM142 147V146H141ZM194 147H196V145L194 146ZM199 147H200V145H199ZM210 147V146H209ZM79 148V147H78ZM148 148V147H147ZM204 148V147H203ZM206 148V147H205ZM204 148V149H205ZM208 148V147H207ZM220 148V147H219ZM228 148H229V143H226L223 147H221V149H220V154H222L223 152H225V151H227L228 150ZM236 148H238V147H236ZM246 148V147H245ZM20 149H22V151H21V153H20ZM34 149L35 150H37V151H35L34 152ZM133 149V148H132ZM145 149H146V147H145ZM144 149V150H145ZM151 149V148H150ZM209 149V148H208ZM68 150H69V148H68ZM124 150V149H123ZM141 150H143L142 148H141ZM144 150H143V152H144ZM199 150V149H198ZM202 150V149H201ZM216 150V149H215ZM233 150H234V148H233ZM255 150H256V148H255ZM147 151H149V150H147ZM195 151H196V149H195ZM218 151V150H217ZM236 151V150H235ZM251 151V150H250ZM132 152V151H131ZM197 152V151H196ZM199 152H200V150H199ZM216 152V151H215ZM248 152V151H247ZM65 153V154H66ZM128 153V152H127ZM132 153H134V152H132ZM148 153V152H147ZM146 153V154H147ZM202 153V152H201ZM200 153V154H201ZM256 153H257V151H256ZM71 154V153H70ZM123 154V153H122ZM129 154V153H128ZM144 154V153H143ZM145 154V155H146ZM153 154H154V151H153ZM198 154V153H197ZM199 154V155H200ZM218 154V153H217ZM257 154H259V153H257ZM150 155V154H149ZM196 155V154H195ZM203 155V154H202ZM232 155V154H231ZM254 155H256V154H254ZM137 156V155H136ZM140 156V155H139ZM152 156V155H151ZM197 156V155H196ZM227 156V153L226 154H224V157H226ZM230 156V155H229ZM233 156V155H232ZM234 156H237V155H234ZM239 156V155H238ZM236 157L234 160H233V163H232V165L231 166H229V165H223L224 167L222 168V170H220V188L218 189V192H217V200L216 201H218L217 203L218 204H221L222 203V196H224V195H226V194H228V191H229V189L231 188V172H232V168L233 167H235L236 165H237V161H238V159L240 158V157ZM142 157V156H141ZM155 157V156H154ZM157 157V156H156ZM155 157V158H156ZM257 157V156H256ZM33 158H35V159H37L38 161H36L35 160V162H31V160ZM39 158H43V162H40L39 161ZM51 158H53V161H52V159ZM148 158H150V157H148ZM151 158H153V156L151 157ZM158 158V157H157ZM220 158V157H219ZM228 158V157H227ZM232 158V157H231ZM249 158V157H248ZM138 159V158H137ZM140 159V158H139ZM159 159V158H158ZM158 159H157V161L155 160V159H151L152 161L149 163V164H151V166H152V168H155L156 167V165H157V163H158ZM198 159H199V157H198ZM123 160V159H122ZM121 160V161H122ZM76 161V162H77ZM132 162H133V160H131ZM135 161V160H134ZM141 161V160H140ZM143 161V160H142ZM200 161H202L201 159H200ZM232 161V160H231ZM240 161V160H239ZM241 161H242V159H241ZM37 162H40V163H37ZM75 162V161H74ZM73 162V163H74ZM75 162V163H76ZM130 162V161H129ZM145 162V161H144ZM148 162V161H147ZM196 162V161H195ZM225 162L227 163V161L225 160ZM224 162V163H225ZM252 162V161H251ZM67 163H69L68 161H67ZM72 163V162H71ZM71 163H69V164H71ZM73 163H72V165H73ZM78 163V162H77ZM76 163V164H77ZM123 163V162H122ZM143 163V162H142ZM220 163V162H219ZM219 163H217V164H219ZM140 164V163H139ZM148 163H146V165H147ZM149 164H148V166H149ZM160 164V163H159ZM193 164V163H192ZM195 164H197V163H195ZM199 164V163H198ZM244 164V163H243ZM79 165V164H78ZM143 164H140V166L138 167V169H137V172H136V175H135V177H133L134 178V186H137V188L135 189V192H136V194L137 193H140L142 190L144 191V187L143 188H141V187H138V185L142 182V180H143V177H146V174H145V176H143V172L144 171H142L143 169H142V166ZM145 165V166H146ZM246 165V164H245ZM248 165V164H247ZM257 165V164H256ZM117 166V165H116ZM123 166H124V164H123ZM122 166V167H123ZM130 166V165H129ZM159 166V165H158ZM194 166H196V165H194ZM221 166V165H220ZM255 166V165H254ZM128 167V166H127ZM132 167V166H131ZM150 167V166H149ZM197 167V166H196ZM196 167H194V168H196ZM58 168V170L60 171V173L62 172V171H64L62 174H61V180L59 181V185H60V188H59V190H58V192L57 193H50V194H47L46 192H47V190L45 191V188H44V186L42 185L43 184V182H45V178H47L46 176H51L52 174L51 173H57L56 171V169ZM125 168V167H124ZM142 170H141V169ZM193 168V167H192ZM193 168V169H194ZM209 168V167H208ZM210 168H212V167H210ZM253 168V167H252ZM144 169H145V167H144ZM219 169V168H218ZM239 169V168H238ZM250 169V168H249ZM254 169V168H253ZM252 169V170H253ZM69 170L70 171H74L73 172V176L71 175V176H69ZM197 170V169H196ZM195 170V171H196ZM211 170V169H210ZM246 170V169H245ZM112 171V172H111ZM123 171H124V169H123ZM150 171V170H149ZM194 170H193V172H195ZM207 171V170H206ZM248 171H250V170H248ZM146 172H147V170H146ZM146 172H144V173H146ZM251 172V171H250ZM106 174V175H104V176H102V174ZM149 173V172H148ZM151 173V172H150ZM157 173V172H156ZM89 175V174H91L92 176H93V178H92V180H90V186H92V183L94 184V180L96 181L97 179H98V177L100 176V178H99V181L97 180L96 182L98 183V185L100 186V188H101V193H99V191H98V189H97V191H98V193L99 194H97V193H94V195H92V194H89L90 192H88V190H84L83 189V191L81 192V191H79V190H77V189H75V190H77V191H75L73 188H74V185H78V187H79V185H80V180L81 179H83V178H81V176H83V175ZM126 174V173H125ZM160 174V173H159ZM209 174V173H208ZM242 174V173H241ZM129 175V174H128ZM148 175H150V174H148ZM147 175V176H148ZM193 175V174H192ZM250 175V174H249ZM109 176V177H108ZM116 176V175H115ZM118 176V175H117ZM120 176V175H119ZM143 176V177H142ZM55 177V178H54ZM53 178V183L54 184H56L57 182H58V176H54ZM108 177V178H107ZM150 177V176H149ZM160 177V176H159ZM185 177V176H184ZM118 178V177H117ZM116 178V179H117ZM194 179H195V177H193ZM49 179V178H48ZM85 179V178H84ZM145 179V178H144ZM192 179V178H191ZM89 180V179H88ZM123 180H124V178H123ZM150 180V179H149ZM148 179H145V182L144 183H147L148 181H149ZM152 180V179H151ZM245 180H246V178H245ZM50 181V180H49ZM87 180H85V182H86ZM125 181V180H124ZM187 181H188V179H187ZM192 181V180H191ZM218 181V182H219ZM239 181V180H238ZM241 181V180H240ZM95 182V183H96ZM132 182V183H133ZM237 182V181H236ZM242 182H244L243 180H242ZM249 182V181H248ZM46 183V182H45ZM52 183V184H53ZM52 184H50V185H52ZM82 184V183H81ZM85 184V183H84ZM87 184V183H86ZM186 184V183H185ZM214 184H216V183H214ZM238 184H240V183H238ZM246 184V183H245ZM57 185V184H56ZM95 185V184H94ZM97 185V186H98ZM141 185V184H140ZM187 185V184H186ZM218 185V184H217ZM2 187H3V184L1 185ZM53 186V185H52ZM85 186V185H84ZM89 186V185H88ZM143 186H144V184H143ZM1 187V188H2ZM48 187V186H47ZM51 187V186H50ZM49 187V188H50ZM54 187V186H53ZM52 187V188H53ZM87 187V186H86ZM95 187V186H94ZM185 187V189H186V186H184ZM191 187V186H190ZM233 187H235V189H236V186H233ZM5 188V187H4ZM4 188L2 189V190H4ZM80 188V187H79ZM88 188V187H87ZM86 188V189H87ZM182 188V187H181ZM213 188H214V186H213ZM212 188V189H213ZM48 189V188H47ZM51 189V188H50ZM92 189H95V188H92ZM189 189V188H188ZM215 189V188H214ZM1 190V189H0ZM1 190V191H2ZM51 190H53V189H51ZM56 190V188L54 187V192H56L55 191ZM90 190H91V188H90ZM132 190V189H131ZM203 190V189H202ZM210 190V189H209ZM5 191V190H4ZM3 191V192H4ZM96 191V190H95ZM185 191H187V190H185ZM189 191V190H188ZM211 191V190H210ZM48 192H49V190H48ZM133 192V191H132ZM216 192V191H215ZM215 192H213V193H215ZM91 193H92V191H91ZM131 193V192H130ZM142 193H145V192H142ZM180 193V192H179ZM178 193V194H179ZM5 194V193H4ZM3 194V195H4ZM134 194V193H133ZM212 194V193H211ZM233 194V193H232ZM8 195V194H7ZM134 196H136V195H134ZM187 196V195H186ZM188 197V196H187ZM208 197V196H207ZM231 197V196H230ZM141 198V197H140ZM153 198V197H152ZM180 198H182V197H180ZM224 198V197H223ZM226 198V197H225ZM7 199V198H6ZM5 199V200H6ZM129 199V198H128ZM131 200H130V203H129V208L131 209L132 208V206L134 205V204H132L131 203V201H132V198H130ZM136 198H134V200H135ZM137 199H138V197H137ZM136 199V200H137ZM185 199V198H184ZM188 199V198H187ZM210 199H211V197H210ZM140 199H138V201H139ZM8 201V200H7ZM6 201V202H7ZM125 201V200H124ZM147 201V200H146ZM186 201V200H185ZM188 201V200H187ZM129 202V201H128ZM140 202V201H139ZM139 202H137L138 204H139ZM3 203H5V202H3ZM123 203V202H122ZM135 203V202H134ZM145 203V202H144ZM230 203V202H229ZM50 204V207L48 206ZM120 204V203H119ZM147 204V203H146ZM149 204V203H148ZM155 204V203H154ZM187 204H188V202H187ZM263 204V203H262ZM3 205H5V204H3ZM93 205H91V206H93ZM150 205V204H149ZM157 205V204H156ZM49 207V209H48V207ZM124 205H118V207H116L117 208V210H116V213L117 214H119L120 212H122L121 211V208L123 207ZM126 206V205H125ZM188 206H189V204H188ZM206 206V205H205ZM4 207V206H3ZM127 207V208H128ZM151 207V206H150ZM186 207V206H185ZM203 207V206H202ZM225 207V206H224ZM232 207V206H231ZM1 208H2V206H1ZM124 208V207H123ZM139 208V207H138ZM187 208V207H186ZM218 208H220L219 206L217 207V209ZM5 209V208H4ZM7 209V208H6ZM90 209H92V208H90ZM133 209V208H132ZM155 209H156V207H155ZM177 209H179L178 207H177ZM187 209H189V208H187ZM107 210V209H106ZM144 210V209H143ZM160 210V209H159ZM176 210V209H175ZM181 210V209H180ZM207 210V209H206ZM220 210V209H219ZM218 210V212H220ZM226 210V209H225ZM228 210V209H227ZM91 211L92 210H90V214H91ZM96 211V210H95ZM126 211H128L129 212V209L128 210H126ZM125 211V212H126ZM133 211V210H132ZM140 211V210H139ZM183 211V210H182ZM188 211V210H187ZM212 212H213V209L211 210ZM224 211V210H223ZM103 212V211H102ZM124 212V213H125ZM127 212V213H128ZM190 212V211H189ZM203 212V211H202ZM211 212V213H212ZM2 213V212H1ZM97 213V212H96ZM116 213H115V215H116ZM123 213V214H124ZM141 213H143V212H141ZM140 213V214H141ZM151 213H155V210H154V212L153 211H151V210H149V208H148V211H147V213H146V217L147 218H150L151 219V217L153 216V215H151ZM180 213V212H179ZM186 213V212H185ZM222 213H226V211L225 212H222ZM49 214V213H48ZM100 214V213H99ZM102 214V213H101ZM129 214V213H128ZM176 214V213H175ZM174 214V215H175ZM200 214V213H199ZM212 214H214V223H211V225H212V228L211 229H213L212 231V234H213V236H214V233H215V231L218 229V225H217V222H218V214H217V210L215 211V212H213ZM103 215V214H102ZM121 215V214H120ZM119 215V216H120ZM139 215V214H138ZM142 215V214H141ZM159 215V214H158ZM204 215V214H203ZM221 215V214H220ZM228 215V214H227ZM251 215H252V212H251ZM123 216V215H122ZM128 216V215H127ZM130 216V215H129ZM128 216V217H129ZM137 216V215H136ZM155 216V215H154ZM225 216V215H224ZM4 217H5V215H4ZM50 217V216H49ZM93 217V216H92ZM96 217V216H95ZM94 217V218H95ZM124 217V216H123ZM204 217H206V216H204ZM227 217V216H226ZM98 218H101V217H98ZM115 218H117V216H115ZM126 218V217H125ZM130 218V217H129ZM147 218H145V219H147ZM155 218V217H154ZM264 218V217H263ZM40 219H41V221H40ZM91 219V218H90ZM93 219V218H92ZM118 219V218H117ZM119 219H122V218H119ZM142 219V218H141ZM161 219V218H160ZM187 219V218H186ZM224 219H226V218H224ZM223 219V220H224ZM95 220V219H94ZM115 220V219H114ZM124 221H125V219H123ZM159 220V219H158ZM181 220H183V219H181ZM185 220V219H184ZM188 220V219H187ZM203 220H204V218H203ZM93 221V220H92ZM91 221V222H92ZM102 221V220H101ZM113 221V220H112ZM124 221H122V222H124ZM156 221V220H155ZM206 221V220H205ZM209 221V220H208ZM47 222H48V220H47ZM114 222V221H113ZM112 222V223H113ZM120 222H121V220H120ZM150 222V221H149ZM149 222H148V224H149ZM185 222V221H184ZM9 223V222H8ZM159 223V222H158ZM161 223V222H160ZM168 223V224H169ZM225 223V222H224ZM259 223H260V221H259ZM1 224V223H0ZM43 224H44V222H43ZM42 224V227L44 226ZM116 224V223H115ZM117 224H120V223H117ZM123 224V223H122ZM145 224H146V222H145ZM154 225V224H153ZM155 225H156V223H155ZM170 225V226H171ZM1 226V225H0ZM3 226V225H2ZM112 226H114V225H112ZM112 226H111V229H112ZM124 226V225H123ZM126 226V225H125ZM159 226V225H158ZM179 226V225H178ZM181 226V225H180ZM198 226V225H197ZM115 227V226H114ZM151 227V226H150ZM157 227V226H156ZM160 227V226H159ZM224 227V226H223ZM260 227V226H259ZM46 228V227H45ZM45 228H43V229H45ZM122 228V227H121ZM158 228V227H157ZM174 228V227H173ZM180 228V227H179ZM207 228V227H206ZM222 228V227H221ZM225 228V227H224ZM264 228V227H263ZM95 228H93V230H94ZM115 229H116V227H115ZM156 229V228H155ZM262 229V228H261ZM21 230V231H20ZM97 230V229H96ZM110 230V229H109ZM117 230V229H116ZM157 230V229H156ZM159 230H161V229H159ZM159 230H157V231H159ZM203 230V229H202ZM2 231V230H1ZM113 231V230H112ZM111 230H110V232H112ZM118 231L119 230H117V233H118ZM124 231H127V229H124V230H122L121 232L119 231V233L118 234H120V233H123ZM166 231V230H165ZM3 232V231H2ZM1 232V233H2ZM60 231H58L57 233H59ZM90 232V231H89ZM94 232V231H93ZM150 232H153L152 230L151 231H149V233ZM21 233V234H22ZM46 233V232H45ZM91 233V232H90ZM114 233H116V232H114ZM117 233L116 234H113V233H109L108 235H107V238H106V243L108 244L107 246H108V248L110 249L111 248V246H112V241L114 240V239H116V238H120L119 237V235H117ZM155 233H157V232H155ZM155 233H153V234H155ZM158 233H160V232H158ZM162 233H163V231H162ZM172 233V234H171ZM170 234H171V237L173 236V232H171ZM262 233V232H261ZM49 234V233H48ZM152 234V235H153ZM182 234H184V233H182ZM207 234V233H206ZM222 234V233H221ZM23 235V234H22ZM40 235V234H39ZM58 235V234H57ZM124 235H125V233H124ZM134 235V234H133ZM150 235V234H149ZM179 235V234H178ZM204 235V234H203ZM24 236V235H23ZM28 236V235H27ZM48 236V235H47ZM46 236V237H47ZM51 236V235H50ZM59 236V235H58ZM122 236V235H121ZM128 236V235H127ZM138 236H140V235H138ZM155 236V235H154ZM154 236H153V239H154ZM164 236V235H163ZM211 236V235H210ZM219 236V235H218ZM222 236V235H221ZM220 236V237H221ZM14 237V236H13ZM12 237V238H13ZM26 237V236H25ZM40 237V236H39ZM45 237V238H46ZM91 237V236H90ZM125 237V236H124ZM146 237V236H145ZM150 237H152L151 235H150ZM161 237V236H160ZM175 237H176V235H175ZM200 237H201V235H200ZM24 238V237H23ZM30 238H31V235H30ZM29 238V239H30ZM48 238V237H47ZM46 238V239H47ZM149 238V237H148ZM147 238V239H148ZM164 238H165V236H164ZM167 238V237H166ZM169 238V237H168ZM215 238V237H214ZM43 239V238H42ZM52 239V238H51ZM143 239V238H142ZM159 238L157 237V240H158ZM161 239V238H160ZM163 239V238H162ZM205 239V238H204ZM212 239V238H211ZM217 239V238H216ZM221 239V238H220ZM37 240V239H36ZM41 240V239H40ZM58 240V239H57ZM92 240V239H91ZM122 240H123V238H122ZM131 240H133L134 241V239H131ZM131 240H130V242H131ZM145 240V239H144ZM149 240V239H148ZM155 240V239H154ZM202 240V239H201ZM218 240H219V237H218ZM225 240V239H224ZM264 240V239H263ZM1 241H2V239H1ZM25 241H27V239H25ZM55 241V240H54ZM53 241V242H54ZM59 241V240H58ZM127 241V240H126ZM126 241H125V243H126ZM136 241V240H135ZM160 241V240H159ZM162 241V240H161ZM165 241V240H164ZM167 241V240H166ZM183 241V240H182ZM207 241V240H206ZM206 241H203V242H206ZM43 242V241H42ZM42 242H40V243H42ZM57 242V241H56ZM124 242V241H123ZM123 242H122V244H123ZM140 242H141V238H140ZM152 242V241H151ZM151 242H150V244H151ZM158 242V241H157ZM181 242V241H180ZM184 242V241H183ZM186 242V241H185ZM184 242V243H185ZM214 242V241H213ZM262 242H264V241H262ZM1 243V242H0ZM13 243V242H12ZM25 244H26V242H24ZM45 243V242H44ZM49 243V242H48ZM139 243V242H138ZM142 243H143V241H142ZM148 243V242H147ZM156 243V242H155ZM176 243V242H175ZM16 244V243H15ZM14 244V245H15ZM23 244V243H22ZM59 244V243H58ZM89 244V243H88ZM128 244V243H127ZM134 243H132V245H133ZM161 244V243H160ZM159 244V245H160ZM169 244V243H168ZM171 244H172V242H171ZM179 244H181V243H179ZM206 244V243H205ZM209 244H211V242L209 243ZM218 244V243H217ZM221 244V243H220ZM219 244V247L221 246ZM264 244V243H263ZM1 245V244H0ZM18 245V244H17ZM33 245V244H32ZM36 245V244H35ZM47 245V244H46ZM52 245H53V243H52ZM61 245V244H60ZM125 245V244H124ZM130 245V244H129ZM128 245V246H129ZM163 245V244H162ZM165 245V244H164ZM170 245V244H169ZM168 245V246H169ZM187 245V244H186ZM190 245V244H189ZM202 245V244H201ZM24 246V245H23ZM38 246V245H37ZM47 246H49V245H47ZM127 246V245H126ZM214 246V245H213ZM212 246V247H213ZM22 247V246H21ZM35 247V246H34ZM54 247V246H53ZM121 247V246H120ZM131 247V246H130ZM138 247H140L141 248V246H137V248ZM158 247V246H157ZM160 247V246H159ZM158 247V248H159ZM161 247H163V246H161ZM160 247V248H161ZM166 247V246H165ZM181 247H183V246H181ZM180 247V248H181ZM203 247V246H202ZM206 247V246H205ZM216 247V244H215V246H214V248ZM260 247V246H259ZM44 248V247H43ZM57 248H58V246H57ZM88 248V247H87ZM106 248V247H105ZM128 248V247H127ZM126 248V249H127ZM137 248H136V250H137ZM159 248V249H160ZM164 248V247H163ZM170 248V247H169ZM217 248V247H216ZM216 248H215V250H216ZM3 249V248H2ZM12 249V248H11ZM13 249H14V246H13ZM23 249V248H22ZM28 249V248H27ZM35 249H36V247H35ZM34 249V250H35ZM38 249V248H37ZM46 249V248H45ZM48 249V248H47ZM128 249H130V248H128ZM144 249H145V247H144ZM176 249V248H175ZM174 249V250H175ZM183 249V248H182ZM208 249V248H207ZM218 249V248H217ZM253 249V248H252ZM42 250V249H41ZM49 250V249H48ZM116 250H118V249H116ZM125 250V249H124ZM130 250H133V249H130ZM140 250V249H139ZM143 250V249H142ZM147 251H149V249H146ZM161 250H163V249H161ZM160 250V251H161ZM21 251V250H20ZM29 251V250H28ZM45 251V250H44ZM112 251V250H111ZM123 251V250H122ZM141 251V250H140ZM151 251H153L152 249H151ZM201 251V250H200ZM221 250H220V248H219V252H220ZM30 252V251H29ZM33 252V251H32ZM36 252V251H35ZM41 252V251H40ZM43 252V251H42ZM58 252H59V250H58ZM129 252V251H128ZM146 252V251H145ZM156 252V251H155ZM154 252V253H155ZM166 252V251H165ZM236 252V251H235ZM18 253H19V250H18ZM24 253H25V251H24ZM84 253H86V252H84ZM83 253V254H84ZM114 253V252H113ZM132 253V252H131ZM137 253V252H136ZM141 253V252H140ZM148 253V252H147ZM158 253V252H157ZM170 253H172V252H170ZM202 253V252H201ZM200 253V254H201ZM218 252H216L215 254L214 253H212V254H214V255H218L217 254ZM263 253H264V251H263ZM28 254V253H27ZM27 254H26V257H27ZM40 254V253H39ZM39 254L38 255H36V253H34V255H36L37 257L39 256ZM42 254V253H41ZM110 254V253H109ZM120 254H122V253H120ZM129 254V253H128ZM152 254V253H151ZM150 254V255H151ZM159 254V253H158ZM158 254H156L157 256H158ZM176 254V253H175ZM174 254V255H175ZM178 254V253H177ZM180 254V253H179ZM211 254V253H210ZM2 255V254H1ZM20 255V254H19ZM25 255V254H24ZM44 255V254H43ZM119 255V254H118ZM137 255H138V253H137ZM142 255H143V253H142ZM168 255H169V253H168ZM172 255V254H171ZM219 255H221V254H219ZM21 256V255H20ZM29 256H30V254H29ZM42 255H40V257H41ZM56 256H58L57 254H56ZM82 256H84V255H82ZM81 256V257H82ZM112 256H113V254H112ZM132 256V255H131ZM140 254H139V258H140ZM152 256V255H151ZM157 256H155V257H157ZM186 256H188V255H186ZM200 256H202V255H200ZM208 256V255H207ZM257 256V255H256ZM24 257V256H23ZM31 257H32V255H31ZM31 257L29 258V259H31ZM44 257V256H43ZM54 257V256H53ZM134 257V256H133ZM136 257V256H135ZM145 257H146V255H145ZM163 257V256H162ZM171 257V256H170ZM249 257H250V255H249ZM25 258V257H24ZM46 258V257H45ZM80 258V257H79ZM138 258V257H137ZM144 258V257H143ZM147 258V257H146ZM145 258V259H146ZM148 258H150V257H148ZM210 258V257H209ZM208 258V259H209ZM216 258H219V256L218 257H216ZM229 258V257H228ZM260 258V257H259ZM258 258V259H259ZM26 259V258H25ZM27 259H28V257H27ZM32 259H34L33 257H32ZM38 259H39V257H38ZM41 259V261H42V258H40ZM57 259H58V257H57ZM106 259V258H105ZM134 259V258H133ZM142 259V258H141ZM140 259V260H141ZM153 259V258H152ZM186 259V258H185ZM188 259V258H187ZM47 260H49V259H47ZM52 260H53V258H52ZM69 260V261H70ZM75 260V259H74ZM107 260V259H106ZM106 260H104V258H101V260H99L98 262H96L97 264H105L106 262ZM137 260V259H136ZM159 260H160V258H159ZM159 260H157V261H159ZM204 260V259H203ZM30 261H32V260H30ZM57 261V260H56ZM80 261V260H79ZM132 261V260H131ZM163 261V260H162ZM161 261V262H162ZM222 261H223V259H222ZM27 262V261H26ZM55 262V261H54ZM134 262V261H133ZM141 263H142V261H140ZM140 262H139V264H140ZM152 262V261H151ZM154 262H155V260H154ZM160 262V263H161ZM167 262H169V260L167 261ZM195 262V261H194ZM201 262V261H200ZM203 262V261H202ZM259 262H260V260H259ZM53 263V262H52ZM51 263V264H52ZM73 263V262H72ZM113 263H114V261H113ZM136 263H137V261H136ZM144 263V262H143ZM157 263V262H156ZM170 263H171V261H170ZM169 263V264H170ZM207 263H208V261H207ZM220 263V262H219ZM251 263V262H250ZM258 263V262H257ZM54 264V263H53ZM67 264V263H66ZM69 264V263H68ZM71 264V263H70ZM95 264V263H94ZM107 264V263H106ZM111 264V263H110ZM131 264H132V262H131ZM182 264V263H181ZM198 264H200V263H198ZM259 264H261V263H259Z\"/></svg>", "mask_w": 264, "mask_h": 264}]
</instances>
